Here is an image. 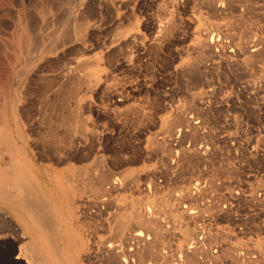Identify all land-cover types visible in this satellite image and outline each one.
<instances>
[{"label": "rangeland", "instance_id": "rangeland-1", "mask_svg": "<svg viewBox=\"0 0 264 264\" xmlns=\"http://www.w3.org/2000/svg\"><path fill=\"white\" fill-rule=\"evenodd\" d=\"M121 1V2H120ZM0 0V111L4 108H6V105H7V102L8 100L10 99V96H11V91L12 90H15L16 88L14 87H18V85H20L19 83H26V87L25 90L27 92H25V90L23 91V94H22V99L21 100V103L20 105L23 106V107H26L25 109L27 110H31V108L33 106L32 105H36L38 103H45V100L43 97V94L41 93V90L45 87V85L47 84L46 82V78L47 76L50 74V71H53L55 70L56 68L55 67H59L60 65H62V68L63 66H67V65H70V63L73 62V60H76V58H79L81 56V44L83 43V39H88V44L90 42L89 45H92L94 46V49L92 50L91 53L88 54V56H90L91 58H99V59H103L104 62H102L103 64L105 65H102L103 68H102V72L100 71V73L102 74H107V72L109 74L108 77L110 78L109 79V83H108V88L107 87H104L102 88L101 90H99L98 92H96L95 94H89L86 95V99L85 100V97H84V94L82 96V94L78 95V96H74L72 95L70 92H69V89L67 87H62V98H59L58 101L56 102V104H62V118L66 117V116H70V115H73V114H78V118L79 120L81 118H85V119H81V122L80 124L76 125L74 124L73 122L72 123V126H75V127H72L71 124H69L70 122L67 123V121L64 122V118L62 119L63 123H65L64 125H62V129L61 128H58L57 130V133H55L54 135L52 134H43L41 135V138L43 141H41L39 138H35L34 136V131H32L31 127H28L26 126L25 127V138L27 137L26 140H28L29 142V145L25 148L28 152L27 154L29 155L28 158H31L29 160H31L33 163H31V161H29L30 163V168H31V171L34 175V180L36 179L39 183H36L39 189V199L42 200L44 206L48 207L52 213L54 214V216L56 217V220L55 222L57 223V232H58V236H59V240H58V247L60 249V253H61V258H69V263L70 264H109L108 262H104L107 261V258H102V257H99V255L102 254V246L103 244H108L110 243V241H113L116 238V234L114 233L115 230L114 227L111 225V221L109 217V215H112L113 212H110L111 214H106V215H103V216H98L96 217L94 214L93 215H88L87 217H85V215L83 216L82 215V207L85 206V208H89V205L91 204L92 200H93V195H92V191L90 189V176L91 174L93 173V171L97 168H101L100 165H103V164H108L109 166L111 164H115V163H118V162H121L124 157H130V158H133L135 160H137L136 162V165H132L131 167V172H130V175L131 177H135L137 178V183H136V187L134 189H131L133 190L131 192L128 191V192H125L124 194L122 195H117L116 199L118 201V203H122V207H123V214L125 216H132L134 215L135 211L137 212H141L142 214H146L147 216H150L151 214L154 215L155 217V220L156 221H163L165 226L168 227V233L171 235H169L170 237L174 236L175 234V240L174 239H170L168 235H166L167 238H164V243L171 246H173V250L175 251L174 253H178V250H177V247H174V246H177L175 245L177 242H175L176 240L178 241L177 244L181 243V244H186L187 243V240L184 238V235L183 232L185 231L184 229H186V226H187V229H190V230H194V228H196L195 231H200L202 229V231H205V234L202 235V237H204V240L206 238V243H209L207 244V247L209 248V251L208 250V254L209 256L212 254V255H220V256H226L224 258H227V255H228V258H232L234 255H233V252L235 251V248L237 249L236 250V254H241L242 252V257L244 255H248L246 258L249 257V255L251 254L252 257H249V258H259L260 256L262 258H264V102L262 96H264V91L262 90H259L260 89H263L264 88V81L261 82L262 80H264V69L262 68L264 66V53L262 52L261 55L263 56H257V58L253 57L250 53V51H239L235 46H236V43H238L239 41H244V40H252V41H257V40H260L261 38L264 39V0H233L230 1V0H224L225 1V4H226V1L227 3H230L232 2L231 4L233 5V9H232V5L230 6L229 4H224V1L222 2V4H224V9L225 8H230V10H226L227 12H224V13H221V14H217V16L215 14H206L204 13V16L206 19H208L211 23L213 22V24H221L222 22H224V24L228 23L231 19L232 20H236V19H240V18H243V20L245 21V26H252L253 30L255 29V31H253L254 33L256 31H260L258 29H263L262 31L257 32L254 34H250V33H246L244 31H241V30H244L245 28L244 27H236V28H232L231 32L229 31V35L227 33H221V36L219 34V31L218 33H215L217 32V29L214 27L212 28L214 31H212L211 33V36L210 38H213L214 41H216L217 43V47H215V50L213 51H206L204 52L205 55H203V53H201L203 56L201 58L200 56V52L196 51L195 49L192 48V44L195 43V41L193 39H197V36H199V34H196L194 36V34H191L189 29L187 28L186 29V22H187V18H190L191 16L193 17H196L198 19V23L200 26L201 24L204 22L203 20H200L202 19L201 16L199 15L200 12H205L203 8H201V4L199 3V1H195V3L191 4V5H186V0H131L132 2L131 3H128V0ZM144 3H143V2ZM157 3H156V2ZM165 1V2H164ZM178 1V3H177ZM230 1V2H229ZM254 1V2H253ZM106 2V3H105ZM117 2V4H116ZM119 2V3H118ZM124 2V3H123ZM130 2V0H129ZM138 4H136V3ZM142 2V3H141ZM155 2V3H154ZM161 4H160V3ZM169 2V3H167ZM172 2V3H171ZM175 2V3H174ZM182 4H181V3ZM247 2V3H246ZM105 3V4H104ZM140 3V4H139ZM159 3V4H158ZM163 3H166V4H163ZM174 3V4H173ZM177 3V4H176ZM236 3V4H235ZM239 3L240 5V9H237L239 8L238 4ZM115 4V5H114ZM134 6V4L136 6L132 7L133 10H135L134 12H130V8L131 6ZM171 4V5H170ZM83 5V6H82ZM103 5V6H102ZM107 5V6H105ZM113 5V6H112ZM117 5V6H116ZM128 5V6H127ZM130 5V6H129ZM161 7H160V6ZM167 5V7H166ZM170 5V6H169ZM182 5V7H181ZM198 5V6H197ZM249 5V6H248ZM93 6V8H92ZM97 6V7H96ZM109 6L111 11H109ZM127 6V7H126ZM173 6V7H172ZM174 6L175 9H174ZM196 6V10H195V13H194V7ZM235 6V7H234ZM255 6V7H254ZM105 7V8H104ZM108 7V8H107ZM112 7H114L113 10ZM122 8L121 10L120 9H116V8ZM126 7V8H125ZM130 7V8H129ZM158 9H156V8ZM160 7V8H159ZM162 7L164 8L162 10ZM192 7V8H191ZM81 8V9H80ZM84 8V9H83ZM131 8V10H132ZM169 10H168V9ZM174 10H173V9ZM185 10H183V9ZM187 8V9H186ZM190 8V10L188 9ZM194 8V9H193ZM236 8V9H235ZM252 9L250 11V9ZM109 9V10H108ZM127 9V10H126ZM139 9V10H138ZM193 9V10H192ZM235 9V10H234ZM244 9V10H243ZM117 10V11H116ZM141 10V11H140ZM168 13H167V11ZM199 10V11H198ZM237 10V11H236ZM256 10V11H255ZM260 12H259V11ZM79 11H82V12H79ZM86 11V13L84 12ZM102 11V12H101ZM109 11V12H108ZM120 11V12H118ZM153 11V12H152ZM158 11V12H157ZM160 11H163V12H160ZM172 11V13H171ZM177 11V13H176ZM178 11H181L180 13ZM189 11V13H187ZM230 11V12H229ZM240 11H243V12H240ZM248 12L247 14L245 12ZM111 12V13H110ZM175 12V13H174ZM192 12V13H191ZM237 12H240V13H237ZM263 12V13H261ZM80 13V14H79ZM83 15H82V14ZM114 13H115V16H114ZM125 15L127 13H133L134 15L136 14V16L132 17V15H129V19L130 21H128L125 26H122L120 27V29L118 30V28L114 27V26H111L110 25V22H108L111 18V15L112 17H117V15ZM138 13V14H137ZM161 13L163 16H161ZM171 15H170V14ZM237 13V14H236ZM243 13V14H241ZM258 13H259V16H258ZM103 14H104V17H103ZM108 14V15H107ZM111 14V15H110ZM149 14V15H148ZM160 14V16H158ZM186 14V15H185ZM194 14V15H193ZM224 14V15H223ZM229 14H232L231 16H229ZM246 14V15H245ZM77 15V16H76ZM80 15V16H79ZM85 15V16H84ZM146 16L145 18H143L144 16ZM151 15V16H150ZM165 15H167L165 17ZM173 15L175 16V22L176 20H178V24L181 25L178 26V25H175L176 23L173 21ZM181 15V16H180ZM213 15V16H212ZM252 15V17H251ZM262 17H261V16ZM84 16V17H83ZM143 16V17H142ZM150 16V17H149ZM153 16V17H152ZM156 16V17H155ZM158 16V17H157ZM172 19H170L169 18ZM188 16V17H186ZM210 16V18H209ZM216 16V17H215ZM240 16V17H239ZM246 16V17H245ZM255 16V17H253ZM80 17V19H79ZM99 17V19H98ZM102 17V18H101ZM141 21H140V18ZM179 17V18H178ZM218 17H220L218 19ZM222 17V18H221ZM233 17V18H232ZM85 18V19H83ZM87 18V19H86ZM91 20H90V19ZM94 18V19H93ZM104 18V19H103ZM139 20H138V19ZM156 18V19H155ZM161 18V19H160ZM167 18V19H165ZM177 18V19H176ZM183 18V19H182ZM186 18V19H185ZM89 19V20H88ZM97 19V20H96ZM101 19V20H100ZM109 19V20H108ZM146 19V20H145ZM154 19V20H153ZM160 19V21H159ZM185 19V20H184ZM213 19V20H212ZM216 19V21H215ZM247 19V20H246ZM88 20V21H87ZM100 23H99V21ZM108 20V21H107ZM137 20V21H136ZM148 20L151 22H148ZM166 20H168V22L171 23L174 25V27L177 28V33H174V34H170L172 37L170 38V35L168 37H165L164 38V35L163 33L159 32V26H161L163 23L165 25V23L167 24V22H165ZM251 20V21H250ZM259 20V21H258ZM92 23H90V22ZM93 21V22H92ZM102 21V22H101ZM104 21V22H103ZM132 21V22H131ZM158 21V23H157ZM164 21V22H163ZM184 21V22H183ZM202 21V22H201ZM219 21V22H218ZM250 21V22H249ZM135 22V23H134ZM138 22V24H137ZM144 22H147V23H144ZM174 22V23H173ZM200 22V23H199ZM221 22V23H220ZM248 22L250 24H248ZM256 22V23H255ZM91 24V26H89L88 24ZM95 23V24H94ZM131 23H133L134 25H132ZM254 23V24H253ZM78 24V25H77ZM97 24V25H96ZM129 24V25H128ZM131 24V25H130ZM136 24L140 27V31L143 35H145V38H146V42H142L141 41H135L134 43L131 42L129 44H127L126 46L124 47H118L116 46L117 44H114V47L113 48H110V44L109 41L111 39H113L115 37V35H117V33H123V31H125L126 33L129 32V30H132L131 28H136L138 26H136ZM144 24V25H143ZM146 24V25H145ZM155 24L156 27L153 25ZM158 24V25H157ZM161 24V25H160ZM183 24V25H182ZM185 24V25H184ZM256 24V25H255ZM75 25V26H74ZM94 25V26H93ZM101 25V26H100ZM106 25H108L106 27ZM143 25V26H141ZM150 25V26H149ZM162 25V26H164ZM198 25V26H199ZM100 26V27H99ZM127 26V27H126ZM130 26V28L128 27ZM136 26V27H135ZM146 28H145V27ZM197 26V27H198ZM198 27L200 28L201 30V35H203V33H205V31L203 32V24L201 27ZM260 26V27H259ZM85 27V28H84ZM87 27V28H86ZM93 27V28H92ZM114 27V28H113ZM128 29H125V28ZM142 27V28H141ZM155 27V29H152V28ZM259 27V28H258ZM77 28V29H75ZM91 28V29H90ZM104 31H103V29ZM113 28V29H112ZM124 28V30H123ZM145 28V29H144ZM148 28V29H147ZM180 28V30H179ZM182 28V29H181ZM85 29H86V32H85ZM95 29V31L93 30ZM112 29V30H111ZM115 29V30H114ZM117 29V30H116ZM158 29V30H156ZM235 29V30H234ZM77 31V33H75ZM84 30V31H83ZM100 30V31H99ZM102 30V31H101ZM111 30V31H110ZM144 32H143V31ZM151 30V32L149 31ZM179 30V32H178ZM182 30H184L182 32ZM98 31V32H97ZM122 31V32H121ZM147 31V32H146ZM189 34H187V32ZM68 35V37L66 38V34ZM73 32V33H71ZM79 32V33H78ZM89 32V33H88ZM124 32V33H125ZM153 32L154 35H153ZM232 32H234V34H231ZM241 32V33H240ZM75 33V34H74ZM97 33L99 35H97ZM105 33V34H104ZM118 33V34H119ZM151 35L149 37V34ZM161 33V34H160ZM183 33V34H182ZM186 33V34H184ZM238 33V35L236 34ZM243 33V34H242ZM65 34V35H64ZM71 34V35H69ZM85 34V35H84ZM96 34L97 36L95 37ZM111 36H110V35ZM148 34V35H147ZM157 34V36H156ZM159 34V35H158ZM182 34V35H181ZM239 34L241 35L242 34V37L239 36ZM72 35L74 38H72ZM77 35V37L75 36ZM84 35V37H83ZM113 35V36H112ZM179 35L184 36V37H180ZM186 35V36H185ZM218 35V36H217ZM235 35V36H234ZM249 35V36H248ZM258 35V37L256 36ZM62 38H60V37ZM87 36V37H86ZM108 36V38H107ZM161 36V37H159ZM179 36V37H177ZM189 36V37H188ZM245 36V38H244ZM255 37V39H253ZM153 37V38H152ZM157 37V39H155ZM186 37H188L189 39L185 40ZM194 37V38H193ZM238 37V38H237ZM66 38V39H65ZM75 38H78L75 40ZM90 38V39H89ZM107 38V39H106ZM179 38V39H178ZM192 38V39H191ZM217 38V39H216ZM226 38V39H225ZM229 38V39H228ZM243 40H242V39ZM248 38V39H247ZM259 38V39H257ZM69 39V41H67ZM81 39V40H80ZM101 39V40H100ZM106 39V40H105ZM151 39V40H150ZM166 39V40H165ZM178 39V40H176ZM182 39V40H181ZM195 39V40H196ZM220 40L219 42L217 40ZM222 39V40H221ZM232 39V40H231ZM241 39V40H240ZM63 40H66V41H63ZM74 40L76 42H74ZM154 40V41H153ZM160 40V41H159ZM170 40V41H169ZM226 42H225V41ZM231 40V41H230ZM239 40V41H238ZM250 40V41H251ZM92 41V43H91ZM100 41V42H99ZM152 41V42H151ZM165 41V42H164ZM168 41V43L166 42ZM174 41V42H173ZM177 41V43H176ZM179 41V42H178ZM182 41V42H181ZM187 42V43H184V42ZM224 43V45L222 44V42ZM229 41V43H228ZM233 41H235L234 43H232ZM61 42V43H60ZM105 42V43H104ZM138 42V43H136ZM150 42V44H149ZM34 43V44H33ZM56 43V44H55ZM58 43V44H57ZM60 43V44H59ZM65 45H64V44ZM73 43V44H72ZM80 43V44H79ZM107 43V44H106ZM136 43V44H135ZM152 43V44H151ZM162 43V45L160 44ZM167 43V44H166ZM170 43V45H169ZM173 43V44H172ZM63 44V45H62ZM97 44V45H96ZM101 44V45H100ZM130 44H132L130 46ZM143 44V45H141ZM159 44V45H158ZM166 44V45H165ZM178 44V45H177ZM186 46H185V45ZM190 44V45H189ZM227 44V45H226ZM232 44V45H231ZM57 45V46H55ZM60 45V46H59ZM72 45V46H70ZM105 45V46H103ZM129 45V46H128ZM135 45L136 47L138 48H135ZM148 45V47L146 46ZM158 45V46H157ZM184 45V46H183ZM221 45L223 47H221ZM230 45V46H229ZM234 45V47H233ZM33 46V47H31ZM67 46V47H66ZM107 46V47H106ZM110 46V47H109ZM140 46V47H139ZM143 46V47H142ZM155 46V47H153ZM169 46V47H168ZM174 46V47H173ZM177 46L181 47L182 46V49L179 47H177L178 49H175ZM230 48H229V47ZM47 47V48H46ZM53 47V48H52ZM152 49H151V48ZM185 47V48H184ZM190 47V49H189ZM227 47L228 50H226L225 48ZM59 50H58V49ZM65 48L67 50H65ZM79 48V49H78ZM100 50H99V49ZM109 48V49H108ZM129 48V50H128ZM143 48V49H142ZM149 48V49H148ZM154 48V49H153ZM162 48V49H161ZM164 48H167V49H164ZM169 48V49H168ZM173 48V50H172ZM188 48V49H187ZM192 48V49H191ZM223 48V49H222ZM48 49V50H47ZM75 52H74V50ZM111 49V50H110ZM120 49V51H119ZM122 49V50H121ZM131 49V50H130ZM151 49V50H150ZM155 49H160L161 52H157L158 50H155ZM185 49V50H184ZM187 49V50H186ZM217 49V50H216ZM35 52H33V51ZM40 50V51H39ZM46 50V51H45ZM50 50V52H49ZM52 50V51H51ZM80 50V52H79ZM109 50V51H108ZM133 50V51H132ZM156 53H154L155 51ZM159 50V51H160ZM170 50V51H169ZM178 50V51H177ZM190 50V51H189ZM219 50V51H218ZM221 50V51H220ZM226 50V51H225ZM231 50V51H230ZM234 50V51H233ZM45 53H44V52ZM48 51V52H47ZM62 52V54H58L59 52ZM66 51V52H65ZM98 51V52H97ZM104 52V53H100V52ZM113 51V52H112ZM128 51V52H127ZM132 51V53H131ZM135 51V52H134ZM149 51V52H148ZM153 51V55L151 54ZM164 51V52H162ZM175 51V52H174ZM189 51V52H187ZM196 51V52H195ZM216 52V53H212V52ZM225 51V52H224ZM239 51V52H238ZM262 51H264V46L262 45ZM42 52V53H41ZM79 52V53H77ZM126 52V53H125ZM138 52V53H137ZM139 52L141 54H139ZM143 52V53H142ZM195 52V53H193ZM219 52V53H218ZM221 52V53H220ZM230 52V53H229ZM236 52V53H235ZM31 53V54H30ZM35 53V54H34ZM38 53V55H37ZM56 53V54H54ZM93 53V54H92ZM121 53V54H120ZM151 54V55H148V54ZM188 53V54H187ZM189 53H193L192 55ZM210 53V55H209ZM218 53V54H217ZM227 55H226V54ZM231 53H233L231 55ZM239 53V54H238ZM29 54V56H28ZM41 54V55H40ZM91 54L93 56H91ZM128 54V55H126ZM147 54V55H146ZM160 54V55H158ZM168 54V55H167ZM177 54V55H175ZM183 55V57L181 58V56ZM197 54H199V59L197 60ZM213 54V56L211 55ZM216 54V55H215ZM223 56H221V55ZM32 55H35V56H42V59L41 58H38L35 59V61L33 62V64H31V66H28L26 64V62H28L27 59L25 58H28ZM47 55V56H46ZM95 55V56H94ZM124 55V57H123ZM145 55V56H144ZM164 55V56H163ZM195 55V56H194ZM197 55V56H196ZM208 57H207V56ZM224 58L222 60V58ZM239 55H240V58H239ZM247 55V56H246ZM248 55H250V59L248 57ZM79 56V57H78ZM98 56V57H97ZM100 56V57H99ZM105 56V57H104ZM109 56V58H108ZM134 56V57H133ZM138 56V57H137ZM140 56V57H139ZM142 56V57H141ZM150 56V57H149ZM160 56V57H159ZM194 56V57H193ZM211 56V57H210ZM216 56V57H215ZM232 56H237V57H232ZM61 57V58H60ZM147 57H149L150 59H148ZM151 57H155L154 59L151 58ZM159 57V59H158ZM176 57V58H175ZM178 57V58H177ZM189 57V59H187ZM193 57V58H191ZM196 57V58H195ZM217 58L218 60L216 61ZM220 57V58H219ZM227 57H231V58H227ZM246 59H245V58ZM259 57V58H258ZM46 58V59H45ZM106 58V59H105ZM133 58V59H131ZM161 58V59H160ZM163 58V59H162ZM184 58L187 59L186 61H184ZM204 58V60H203ZM206 58H208L207 60H205ZM226 58L228 59L226 61ZM236 58V59H235ZM239 60H238V59ZM242 58V59H241ZM261 58V59H260ZM40 59V60H39ZM70 59V60H69ZM113 59V60H112ZM129 62H127V60ZM135 59V60H134ZM137 59V60H136ZM144 59V60H143ZM151 59H153L152 61H150ZM169 59V60H168ZM192 59V60H191ZM210 59V60H209ZM245 59V60H244ZM253 59V60H252ZM257 59H260L262 60V62H259V60ZM120 60V61H119ZM126 60V61H125ZM147 60V61H146ZM157 60V61H155ZM161 60V61H159ZM173 60V61H172ZM177 60V61H176ZM183 60V61H182ZM194 60V62H192ZM197 60V61H195ZM201 60V62H200ZM230 60V61H229ZM232 60V61H231ZM234 60V62H233ZM238 60V61H237ZM248 60H251V61H255V64L253 62H250ZM106 61V62H105ZM109 61V62H108ZM116 61V62H115ZM119 61V62H117ZM122 61V62H121ZM133 63H132V62ZM142 61V62H141ZM146 61V62H145ZM150 63H149V62ZM154 61V62H153ZM187 63V62H189ZM203 61L206 63L204 65ZM222 61V63H221ZM237 61V62H236ZM245 61H248L250 64H247L248 62H246L245 64ZM36 62V64H35ZM42 62V63H41ZM134 62H136V66L134 64ZM141 62V64L139 63ZM211 62V63H209ZM236 62V64H235ZM40 63V64H39ZM67 63V65H66ZM117 63H120V64H117ZM140 67H139V65ZM144 63V64H143ZM152 63V65H151ZM157 63V64H156ZM180 66H179V64ZM195 63V64H194ZM197 63V64H196ZM198 63H203L202 65L201 64H198ZM207 63H209L210 67H208ZM221 65H220V64ZM225 63V64H224ZM226 63H228L229 65H227ZM231 63V64H230ZM233 63V64H232ZM241 63V64H240ZM25 64V65H24ZM39 64V65H38ZM43 64V65H42ZM65 64V65H63ZM108 64V65H107ZM114 66H111L113 65ZM117 64V65H115ZM129 64V65H128ZM150 64V66H148ZM178 64V65H176ZM187 64V65H186ZM216 64H217V67H216ZM246 66H245V65ZM254 64V66H253ZM260 64V65H259ZM263 64V66H262ZM24 65V66H22ZM120 65V66H119ZM128 65V66H127ZM170 65V66H169ZM197 65V66H195ZM204 65V67H203ZM214 65L215 66V69L214 67L212 66ZM231 65V66H230ZM250 65V66H248ZM259 65V66H258ZM21 66L23 68H21ZM27 66V68H26ZM38 66V67H37ZM46 68L44 69L43 68ZM49 66V67H48ZM145 68H144V67ZM174 66V67H173ZM180 68H179V67ZM195 66V67H194ZM244 66V67H243ZM256 66V67H255ZM135 69H133V68ZM147 67V68H146ZM155 67V68H154ZM175 67L177 68L175 70ZM185 67V68H184ZM194 67V69H192ZM201 67V68H200ZM205 67L206 70L204 69ZM214 69H212V68ZM252 67V69H251ZM255 67V68H254ZM20 68H21V71L23 70H27V73L25 74L27 77H29L27 79L26 76L23 77L22 79V82H20L21 80L20 79H17V75L18 73L20 72ZM42 68V69H41ZM52 68V69H51ZM114 68V69H113ZM117 68V69H116ZM130 68V69H129ZM133 70H132V69ZM140 68L144 69L142 70L141 69V73H140ZM171 68V69H170ZM189 68V69H188ZM191 68V69H190ZM203 68V69H202ZM217 68V69H216ZM249 68V69H248ZM41 70V71H37V70ZM50 69V70H49ZM104 69H107L106 71ZM121 69V70H119ZM139 69V70H138ZM146 69V70H145ZM174 69V70H173ZM179 69V70H178ZM198 71H197V70ZM208 69V70H207ZM213 72H212V70ZM258 69V70H257ZM263 72L260 73L262 70ZM30 70V71H29ZM34 70V71H33ZM45 70V72H44ZM109 70V71H108ZM136 70V71H135ZM192 70V71H191ZM260 70V72H259ZM18 71V73H17ZM112 73H111V72ZM114 71V73H113ZM129 71V72H128ZM135 71V72H134ZM145 71V72H144ZM183 71V72H182ZM197 73H195V72ZM201 71V72H200ZM212 73H210V72ZM253 71V72H252ZM34 72V73H31ZM45 76L47 75L46 77H44L42 74ZM47 72V74H45ZM106 72V73H105ZM128 72V73H127ZM139 72V73H138ZM144 72V73H143ZM155 72V73H154ZM176 72V73H175ZM179 72V73H178ZM191 72V73H190ZM200 72V74L198 73ZM209 72V73H208ZM252 72V73H251ZM256 72V73H255ZM17 73V74H16ZM135 73H136V76H135ZM171 73V75H170ZM174 73V74H172ZM203 73V74H201ZM205 73V76L203 78V75ZM242 73V74H241ZM259 73L261 75H259ZM113 74V75H111ZM118 74V75H117ZM129 74V75H128ZM134 76H133V75ZM139 74V75H138ZM144 74V75H143ZM177 74V75H176ZM181 74V75H180ZM188 74V75H187ZM198 74L200 76H198ZM210 74V76H209ZM221 74V75H220ZM240 74V75H239ZM16 75V76H15ZM32 75V77H30ZM35 75V77H33ZM39 75V76H37ZM125 75V76H124ZM128 75V76H127ZM243 75V76H242ZM41 76V77H40ZM43 76V77H42ZM127 76V78H126ZM133 76V77H132ZM146 76V77H145ZM208 78H207V77ZM112 77V78H111ZM116 77V78H115ZM131 77V78H130ZM135 77V78H134ZM136 77H139L136 79ZM144 79H143V78ZM184 77V78H182ZM187 77V78H186ZM190 77V78H189ZM200 77V78H198ZM247 77V78H246ZM251 77V78H250ZM26 81H24L25 79ZM33 78V79H32ZM35 78V79H34ZM42 78V79H40ZM115 78V79H114ZM123 78V80L121 81V79ZM132 81H130L129 79ZM146 78V79H145ZM165 78V79H164ZM168 78V79H167ZM249 78V79H248ZM259 78V79H258ZM262 78V80L260 79ZM113 79V80H112ZM118 79V80H117ZM136 79V81H135ZM139 79V80H138ZM188 79V80H187ZM190 79V80H189ZM204 79V80H203ZM209 79V80H208ZM249 80L251 82L254 83L252 84V82L250 84L252 85H248V81ZM255 79V80H254ZM20 80V81H19ZM127 82H126V81ZM148 80V81H147ZM186 80V81H185ZM199 80V81H197ZM260 80V81H259ZM15 81V82H14ZM45 81V82H44ZM120 81V83L118 82ZM130 81V82H129ZM145 81V82H144ZM147 81V82H146ZM166 81V82H165ZM192 83H191V82ZM196 81V82H195ZM208 81V82H206ZM255 81H258L256 84ZM18 82V83H16ZM28 82V83H27ZM111 82V86H109ZM123 82V83H121ZM139 82V83H138ZM143 82V83H142ZM165 82V83H164ZM193 82L195 83H198L196 85H198V88ZM210 82V83H209ZM245 82V83H244ZM45 83V84H44ZM117 83V84H116ZM133 83V84H132ZM161 83V84H160ZM202 83V84H201ZM212 83V84H211ZM243 83V84H242ZM262 83V85L260 84ZM16 84V85H14ZM37 84V85H36ZM119 84V86H117ZM135 84V85H134ZM179 84V85H178ZM190 84H194L193 86H191ZM256 84V85H255ZM29 85V86H28ZM142 85V86H139ZM148 85V86H147ZM163 85V86H162ZM201 85V86H199ZM207 85V87H206ZM256 87H255V86ZM261 85V86H260ZM124 86V87H123ZM129 86H130V89H129ZM212 86V87H211ZM113 87H116L115 89ZM119 89H118V88ZM122 87V88H121ZM136 87V89H135ZM137 87L139 89H137ZM145 87V88H144ZM206 87V89H204ZM244 87V88H243ZM255 87V88H254ZM30 88H33V89H30ZM110 88V90H109ZM121 88V89H120ZM126 88V89H125ZM134 88V89H132ZM142 88V89H141ZM183 88V89H182ZM202 88V89H201ZM248 88V89H247ZM12 89V90H11ZM39 89V90H37ZM129 89V91H128ZM194 89V90H193ZM196 89V90H195ZM214 89V90H213ZM28 90H29V93H28ZM65 90V91H64ZM104 92H103V91ZM107 90V91H106ZM125 90V92H124ZM140 91V92H137V91ZM194 92H193V91ZM201 90V91H200ZM213 90V92H211ZM247 92H246V91ZM251 90V92H250ZM264 90V89H263ZM64 91V92H63ZM67 91V93H66ZM106 91V92H105ZM119 91V92H117ZM207 91H210L211 93L209 94V92L207 93ZM215 91V92H214ZM260 91V93H259ZM36 92V94H35ZM111 92H116L118 96H120L121 99H124V102L122 104H119L117 106V108H115L116 106L114 105L112 99H111ZM122 92V93H121ZM124 92V94H123ZM188 92V93H187ZM204 93L203 94V97L205 96V98H197L195 100V98H193V96H190V95H194L195 93ZM253 92V93H252ZM28 93V94H27ZM70 93V95L68 94ZM101 93V95H100ZM129 93V94H128ZM133 93V94H132ZM139 93V94H138ZM142 93V94H141ZM190 93V94H189ZM250 93V94H249ZM262 93V94H261ZM40 94V95H39ZM110 94V95H108ZM126 94V95H125ZM138 96H137V95ZM259 94V95H258ZM37 95V96H36ZM99 95V96H98ZM106 95V96H105ZM124 95V96H123ZM130 95H134V96H131ZM187 95H189L190 97H188ZM215 95V96H214ZM253 95V96H251ZM81 96V97H80ZM124 98H123V97ZM128 96V97H127ZM137 96V98L135 97ZM140 96V97H139ZM170 96V97H168ZM209 96V97H208ZM212 96V97H211ZM9 97V98H8ZM25 97V98H24ZM79 98L81 99V106L80 107H77L76 106H73V109L72 108V104L74 102L73 105H75V100ZM93 97V98H92ZM211 97V98H210ZM72 98V100H70ZM75 98V99H73ZM84 98V99H83ZM91 98V99H90ZM144 100H142V99ZM150 98V99H149ZM207 98H210V99H207ZM232 98V99H230ZM234 98V99H233ZM254 98V99H253ZM8 99V100H7ZM26 99V100H25ZM70 102H69V100ZM126 99V100H125ZM148 103H147V101ZM153 99V100H152ZM172 99V101H171ZM195 102H193L192 101ZM227 99V100H226ZM229 99V100H228ZM38 100V101H37ZM43 100V102H42ZM94 102H93V101ZM129 100V101H128ZM140 100V101H139ZM176 100V101H175ZM204 100H206L205 102L207 103L205 105L204 103ZM209 100V101H208ZM24 101V102H23ZM29 101V102H28ZM61 101V103H60ZM73 101V102H72ZM87 101H91L94 108L92 107H87L85 105V103ZM96 101V102H95ZM127 101V102H126ZM135 101V102H133ZM142 103V104H138L139 102ZM182 101V102H181ZM190 101V102H189ZM199 102H203V103H198ZM216 101V102H215ZM227 101V102H226ZM19 102V101H18ZM59 102V103H58ZM68 102V103H67ZM84 102V103H83ZM107 102V103H106ZM132 102V103H130ZM125 103V104H124ZM135 103V104H134ZM137 103V106H143V108L141 107V116H138L137 113L135 112L134 108L135 107L134 105H136ZM145 103V104H144ZM151 103L153 105H151ZM182 103V104H181ZM212 105H209L211 104ZM28 104V105H27ZM71 108H69V105ZM84 104V105H82ZM87 104V103H86ZM100 106H99V105ZM128 104V108L125 107L127 106ZM131 104V105H129ZM144 104V105H143ZM194 104V105H193ZM122 105V106H120ZM147 105V106H146ZM180 105V106H179ZM186 105V106H185ZM190 105V106H189ZM200 105V106H199ZM209 105V106H208ZM30 106V107H29ZM115 106V107H114ZM120 106V107H119ZM149 106V107H148ZM153 106V108H152ZM177 106H179V108H177ZM197 106V107H196ZM208 106V107H207ZM102 109H101V108ZM114 107V108H112ZM131 107H132V111H131ZM146 110L148 111H145V108ZM157 107V108H155ZM164 107V108H163ZM167 109H166V108ZM181 107V108H180ZM183 107V108H182ZM186 107V108H185ZM252 107V108H251ZM68 109H70V111H66ZM68 108V109H67ZM90 108V109H89ZM99 108V110H98ZM106 108H108L106 110ZM150 108V110H149ZM177 108V109H176ZM189 108H193L192 109V112H191V109L188 110ZM73 109V110H72ZM83 111L82 109H84L83 113L79 111ZM88 109V110H87ZM113 109H118L120 112H122L120 115L116 116V115H113L110 111L113 110ZM130 109V110H128ZM169 109L171 110L169 111ZM181 109V111H180ZM186 109V111H185ZM197 109V110H195ZM210 109V111H209ZM76 112H75V111ZM91 110V111H90ZM96 110V111H95ZM100 110H101V113H100ZM105 112H104V111ZM110 110V111H109ZM124 110H127L128 112L130 111L131 113L135 114H131L127 111H124ZM174 110V111H173ZM179 110V111H178ZM182 110L184 112H182ZM78 111V112H77ZM95 111V112H94ZM168 111V112H166ZM70 112H73V113H70ZM110 112V113H109ZM127 112V113H126ZM135 112V113H134ZM150 112V113H149ZM176 112H179V113H174ZM182 112V115H188V116H185L187 117V119H189L190 116L191 119L190 121L192 123H194L196 126L197 122H198V126L197 127H200V130L197 129V127H192L191 129V126H189V122H187L188 120L185 119L181 113ZM202 112V113H201ZM98 113V114H97ZM109 113V114H108ZM169 113V114H168ZM190 113V114H189ZM201 113V114H200ZM206 113V114H205ZM209 113V114H207ZM81 114V116H80ZM105 114V115H104ZM108 116H107V115ZM123 114V115H122ZM126 114V115H124ZM180 114V115H179ZM198 114V115H197ZM199 114H200V117H199ZM85 117H84V116ZM128 115H131V116H128ZM133 115V116H132ZM194 115V116H193ZM207 115V116H205ZM83 116V117H82ZM102 116V117H101ZM144 118H147V119H144V118H141L143 117ZM147 116H150V117H147ZM165 116V118H164ZM182 116V118H181ZM21 117V115H20ZM113 117V118H112ZM115 117V118H114ZM124 117V119H122ZM135 117V118H134ZM138 117V119L136 118ZM142 119V124L140 121ZM160 117L162 119H160ZM167 117V118H166ZM169 117V119H168ZM174 117H175V120H178V123L176 124L177 126H175V129L174 131L172 132V134H170L168 131V128L171 124L174 123ZM178 117V119H177ZM195 117V118H194ZM198 117V118H197ZM203 117V118H202ZM100 118V119H99ZM118 118V119H117ZM127 118V119H126ZM133 118H134V121H133ZM150 118V119H149ZM164 118V120H163ZM197 118V120H196ZM212 118V119H211ZM88 119V120H87ZM117 121H116V120ZM127 120V121H122V120ZM129 119V120H128ZM139 120V124H142V125H139L138 122L136 121ZM168 119V121L166 120ZM185 119V121H184ZM86 120V121H84ZM115 120V121H114ZM166 120V121H165ZM196 120V121H195ZM210 120V121H209ZM116 124H114V122ZM120 121V122H119ZM133 121V122H131ZM136 121V122H135ZM144 121V122H143ZM149 121V122H147ZM170 123H167L169 122ZM202 121V122H201ZM122 122V123H121ZM126 122V123H125ZM156 122V123H155ZM166 122V123H165ZM176 122V121H175ZM181 122H182V125H181ZM188 124H187V123ZM204 122L205 125H206V128H205V125H204ZM62 123V124H63ZM83 123V125H82ZM85 123V124H84ZM101 123V124H100ZM104 123V124H102ZM118 123V124H117ZM133 123V124H132ZM136 123V124H135ZM68 124V125H67ZM92 124V125H91ZM155 124V125H154ZM166 126H165V125ZM170 124V125H169ZM203 124V125H201ZM86 125V126H85ZM162 125V126H161ZM178 125H181V126H178ZM65 126V128H64ZM70 126V127H69ZM80 126V127H79ZM92 127L94 129L90 128ZM108 126V127H107ZM124 126V127H122ZM146 128H145V127ZM183 126H185V128L183 129ZM208 126V127H207ZM240 126V127H239ZM72 127V128H71ZM79 127V128H78ZM85 127V128H84ZM139 127V128H138ZM164 127V128H163ZM187 127V129H186ZM56 128V127H54ZM69 128V129H67ZM77 128V129H75ZM81 128V129H80ZM88 128V129H87ZM137 128V129H136ZM144 128V129H142ZM164 131H163V129ZM189 128L190 130H193L194 133H192L191 131V134L189 133ZM196 129L197 133L195 132L194 129ZM30 129V131H29ZM64 130H66L67 132L64 133ZM126 129V130H125ZM132 129V130H131ZM141 129V130H140ZM162 129V130H161ZM30 132H28V131ZM61 130V131H60ZM72 130V131H70ZM76 130V131H75ZM79 130V131H78ZM83 131V136H80V133L78 132H81ZM84 130H86L84 132ZM96 130V131H95ZM121 130V131H120ZM128 130V131H127ZM140 130V131H138ZM163 131V133L160 132ZM166 130V132H165ZM177 130V131H176ZM179 130H183L182 131H179ZM207 130V132H206ZM242 130V131H241ZM32 131V132H31ZM73 131L75 133L78 134V136L80 137L78 138V136H75L76 134L73 133ZM88 131V134L86 133ZM127 131V132H126ZM187 131H188V134H187ZM61 132V133H60ZM72 132V133H71ZM90 132V133H89ZM98 132V133H97ZM120 132V133H119ZM136 132V133H135ZM139 132V133H138ZM175 132V134H173ZM179 132V135L177 134ZM206 132V133H205ZM241 132V133H240ZM67 133V134H66ZM85 133V134H84ZM157 133H161V134H157ZM201 133L203 136L200 137ZM60 134V135H59ZM69 134H74L73 136L72 135H69ZM122 134V135H121ZM140 134V135H139ZM164 134V135H163ZM166 134V135H165ZM182 134V135H181ZM183 134L187 135V136H184ZM199 134V135H198ZM33 135V136H32ZM65 135V136H64ZM97 135V136H96ZM174 137H173V136ZM181 135V136H180ZM194 135V136H193ZM214 135L215 138L212 136ZM75 136V137H74ZM85 136V137H84ZM157 136V137H156ZM166 136V137H165ZM170 136V137H169ZM192 136V138H189V137ZM200 138V140L197 138V137ZM206 136V138L204 137ZM232 136V137H231ZM73 137V138H72ZM77 137V138H76ZM87 137V138H86ZM89 137V138H88ZM90 137L93 139H90ZM151 137V138H150ZM158 137H160L161 139H159ZM181 138V142L183 143H179L176 142L177 138ZM184 137V139H183ZM31 138V139H30ZM36 140H35V139ZM68 140H67V139ZM70 138V139H69ZM72 138V139H71ZM96 138V139H95ZM109 138V139H108ZM147 138V140H146ZM153 138V139H152ZM156 138H158L157 141ZM165 138V139H164ZM167 138V139H166ZM168 138L171 140H168ZM174 138V139H172ZM189 138V139H188ZM80 139V140H79ZM86 142H84L83 141ZM86 139H89L86 141ZM95 139V140H94ZM39 140V141H37ZM67 140V141H65ZM70 140H72L70 142ZM152 140L155 141V142H160V143H153L155 144V146H160L161 147V151L160 150V147H155L152 145ZM164 140V141H163ZM180 140V139H178ZM185 140V141H184ZM212 140V141H210ZM227 140V141H226ZM33 141V142H32ZM41 141V142H40ZM63 141V142H62ZM69 141V142H68ZM92 141V142H91ZM132 141V142H131ZM148 142L146 144V142ZM169 141V142H168ZM173 141V143H172ZM187 141V142H186ZM191 145L189 146L190 142ZM200 141V143H199ZM65 142V143H64ZM82 143L81 145L79 143ZM94 142V143H93ZM165 142V143H164ZM204 145H203V143ZM31 143V144H30ZM42 143V144H41ZM46 145H45V144ZM77 143V144H75ZM162 143V144H161ZM164 143V144H163ZM35 144V145H34ZM40 144V145H39ZM64 144V145H62ZM85 144V145H84ZM146 144V145H145ZM170 144V146L168 147V145ZM175 144V145H174ZM179 146H178V145ZM187 144V145H186ZM195 144V145H194ZM74 147L75 146V150L77 151L74 156L71 157V160H69V162L65 165H62V166H66L65 168L62 167L60 168L59 166H54V164L51 162H49L48 160H45L47 157L45 156H48L50 152H60V151H64L66 150L65 148L69 149L70 147ZM90 145V146H88ZM139 145V146H138ZM167 145V146H166ZM199 145V146H198ZM207 145V146H206ZM241 147H240V146ZM37 146L39 148H37ZM67 146V147H66ZM144 146V148H143ZM148 146V147H147ZM163 146V148H162ZM185 146V147H184ZM197 149H195L196 147ZM64 147V149H63ZM69 147V148H68ZM85 147V148H84ZM142 147V149H140ZM172 148V149H168V148ZM181 147V148H180ZM186 149H184V148ZM187 147V148H186ZM208 147V148H207ZM219 147V148H218ZM238 147V148H237ZM70 148V149H71ZM79 148V149H78ZM94 150H93V149ZM165 148V149H164ZM175 151H174V149ZM185 150L184 153H180V150ZM183 148V149H182ZM200 148V149H199ZM242 148V149H241ZM6 145L1 143L0 144V157H5L6 158ZM69 149V150H70ZM73 149V148H72ZM71 149V150H72ZM147 150L148 151H144V150ZM151 149V150H150ZM229 149V150H228ZM231 149V150H230ZM168 150V152H166ZM179 150V151H178ZM190 150V151H189ZM194 150V152H193ZM198 150V151H197ZM67 151V150H66ZM99 151V153H98ZM159 151V152H158ZM169 151H171L169 153ZM175 153V156H172V154L174 155ZM187 151H189V153H187ZM254 151V152H253ZM47 152V153H46ZM92 152V153H91ZM139 152V153H138ZM148 152L150 154H148ZM156 154H155V153ZM179 152V158H178V155L177 153ZM204 152V153H202ZM233 152V153H232ZM236 152V153H235ZM246 152V153H245ZM43 153V154H42ZM78 153V155H77ZM135 153V154H134ZM141 153V154H140ZM143 153V155H142ZM154 153V154H152ZM168 153V154H167ZM195 153V154H194ZM199 153V154H198ZM253 153V154H252ZM41 154V155H40ZM101 154V155H100ZM159 154V155H158ZM166 157H165V155ZM189 154V155H188ZM199 156H198V155ZM204 154V156H203ZM214 156H213V155ZM218 154V155H217ZM230 154V155H229ZM100 155V156H99ZM140 155L142 157H140ZM146 155V156H145ZM150 155V156H149ZM169 155V158L167 157ZM172 157H171V156ZM185 155V156H184ZM195 155V156H194ZM197 155V156H196ZM201 155V156H200ZM212 155V156H211ZM254 155V156H253ZM102 156V157H101ZM139 156V157H137ZM149 156V157H148ZM154 157L153 158H150V157ZM156 156V158H155ZM161 156V157H160ZM182 156V157H181ZM188 156H191V160L192 162L187 159ZM206 156V157H205ZM172 160H171V158ZM175 157V159H174ZM186 159H184V158ZM193 157V158H192ZM194 157H197V158H200L199 160H197L196 158V162H195V158ZM203 157V158H202ZM205 157V158H204ZM254 157V158H253ZM40 158V159H39ZM78 160H77V159ZM99 158V160L97 161V159ZM122 158V159H121ZM163 158V159H162ZM167 158V161L165 162L164 160ZM183 158L186 162V164L188 163L189 164V167H188V164L184 166V163H182V161H184ZM202 158V160H201ZM209 158V159H208ZM215 158V159H213ZM223 158V159H222ZM76 159V160H75ZM115 159V160H114ZM142 159V160H140ZM153 159V160H152ZM169 159V160H168ZM81 160V161H80ZM115 163H113L114 161H116ZM141 162H140V161ZM158 160V161H157ZM176 160V161H175ZM179 160V161H178ZM187 160V161H186ZM214 160V162H213ZM226 160V161H225ZM96 161V162H95ZM161 161L162 164L160 163ZM178 161V162H177ZM201 161V162H199ZM208 161V162H206ZM79 162V163H78ZM144 162V163H143ZM159 162V163H158ZM173 162V164L171 163ZM199 162V163H197ZM70 163V164H69ZM99 163V164H98ZM142 163V164H141ZM183 164V165H180V164ZM195 163H197V166L195 165ZM200 163H203V164H200ZM210 163V164H209ZM217 163V164H216ZM163 164H165L166 166L164 167ZM171 164V165H170ZM175 164V165H174ZM191 164V165H190ZM33 165V166H32ZM168 165V166H167ZM174 165V166H172ZM180 165V168L178 167ZM195 165V166H194ZM33 169H32V167ZM46 166V167H45ZM100 166V167H98ZM142 169H141V167ZM145 166V167H144ZM156 166V167H155ZM160 166V167H158ZM162 166V168H161ZM182 166V167H181ZM53 168L56 170H60L62 169V171L66 170V168H68L67 173H66V176L69 177V178H64V177H61L60 175L56 174L54 171V173L52 172V170L49 168ZM73 167V168H72ZM96 167V168H95ZM167 167V168H166ZM94 168V169H92ZM135 168V169H134ZM140 169L137 170V169ZM158 168V170H157ZM169 168V170H168ZM176 168H179L178 170ZM181 168L183 170L185 169H188L186 170L187 174L181 170ZM195 170H194V169ZM92 169V171H90ZM151 171H150V170ZM162 169V170H161ZM168 171H166V170ZM206 169V170H205ZM73 170V171H72ZM87 172H86V171ZM144 170V171H143ZM149 170V171H148ZM158 171V173L156 171ZM163 173H161L160 171ZM171 170H172V173L173 171H175V177H174V173L172 174L171 173ZM177 170V171H176ZM49 173H47V172ZM50 171V172H49ZM71 171V172H70ZM81 171V172H80ZM133 171H136V172H133ZM156 172V173H153ZM165 172H168V173H164ZM170 171V172H169ZM192 171V172H191ZM195 171V172H194ZM197 171V172H196ZM203 171V172H202ZM206 171V172H205ZM180 172H183V173H180L181 176L178 175V173ZM190 172V173H189ZM47 173V174H46ZM71 173V174H70ZM73 173V174H72ZM137 173V174H134ZM71 176H70V175ZM154 174V176H153ZM160 174L162 175L161 178H160ZM176 174L178 176H176ZM183 174V175H182ZM189 174V175H188ZM196 174V175H195ZM49 175V177H48ZM159 175V176H158ZM170 175V176H169ZM185 175H188V176H185ZM51 176H53L51 178ZM73 176V177H72ZM75 176V177H74ZM86 176V177H85ZM88 176V178H87ZM138 176V177H137ZM151 176V177H150ZM56 177V178H54ZM72 177V178H71ZM140 177V178H139ZM145 177H147V180ZM157 177V178H156ZM186 177V178H185ZM189 177V179L187 178ZM71 178V179H70ZM73 178H75L73 180ZM147 180H145V179ZM154 180H152V179ZM185 181H183L182 180ZM215 178V180H214ZM55 179H57L55 181ZM64 179V180H63ZM140 179V180H139ZM144 179V180H143ZM191 179V180H190ZM195 179V180H194ZM50 180V181H49ZM71 180V182H70ZM140 182H139V181ZM142 180V181H141ZM178 180V182H177ZM201 180V181H199ZM203 180V181H202ZM209 181V183L207 184V182ZM69 181V182H68ZM144 181V182H143ZM160 181V182H159ZM162 181H165V182H162ZM181 181V182H180ZM187 181V182H186ZM55 182V183H54ZM60 182V185L59 183ZM85 182V183H84ZM148 184H147V183ZM150 182V183H149ZM151 182H152V185L151 186ZM155 182V183H154ZM157 182V183H156ZM174 182V183H173ZM195 182V183H194ZM201 182V183H200ZM205 182V183H204ZM213 182V184L211 183ZM216 182V183H214ZM69 183V184H68ZM89 183V184H88ZM144 183V184H143ZM154 183V184H153ZM161 183V185L159 184ZM169 185H168V184ZM172 183V184H171ZM188 183V185L186 184ZM191 183V184H190ZM197 183V186L195 185ZM205 185H204V184ZM71 184V185H70ZM138 184V185H137ZM145 185V186H151L153 188V190L155 189V191L152 192V194H139L138 192H136L138 190V188H142V187H145V186H141V185ZM147 184V185H146ZM159 184V185H158ZM193 184V185H192ZM203 186H206L207 184V188H209V192L211 194H209V192H202L204 195H200L202 193H199L198 194V197L197 195L195 197H193L192 199L186 197V194L183 193V190L184 192H186V189L188 188V190L190 191H193V192H197V190L201 189L202 187L200 185ZM211 184V185H210ZM214 184L218 185L217 187L216 186H213ZM176 185V186H175ZM221 185V186H220ZM63 186V187H62ZM86 186V187H85ZM173 186V187H171ZM184 188H180V187ZM61 187V188H60ZM155 187V188H154ZM178 187V188H177ZM198 187V188H197ZM228 187V188H227ZM67 188V189H66ZM161 188V190H160ZM169 188H171V190H168ZM173 188V189H172ZM197 190H195V189ZM211 188V189H210ZM213 188L215 189V191L213 190ZM218 188V189H217ZM220 188V189H219ZM62 189V190H61ZM166 191H164V190ZM175 189L177 191H175ZM180 189V190H179ZM72 194H70L71 192ZM158 190V191H156ZM160 190V191H159ZM202 190V189H201ZM212 192H211V191ZM64 191H65V194H64ZM67 191H68V194H67ZM180 193H179V192ZM214 191V193H213ZM250 191V192H249ZM41 192V193H40ZM87 192V193H86ZM89 192V193H88ZM131 192V194H130ZM160 192V194H158ZM182 192V194H181ZM230 192V194H229ZM233 192V193H232ZM51 193V194H50ZM55 193H57V195H55ZM128 193V194H127ZM167 193V194H166ZM171 193V194H170ZM174 193V194H172ZM213 193V196H211ZM251 194V197H247V196H250ZM64 194V195H62ZM90 194V195H89ZM135 194V195H134ZM154 194V195H153ZM157 194V195H155ZM164 194V195H163ZM166 194V195H165ZM169 194V195H168ZM178 194H179V197H178ZM242 194V195H241ZM245 196H244V195ZM252 194H254L252 196ZM89 195V196H88ZM138 195V196H137ZM168 195V196H167ZM174 195V196H173ZM226 195V196H225ZM229 195V196H228ZM259 197H258V196ZM46 196V197H45ZM60 196V197H59ZM70 196V197H68ZM71 196L73 197V199L71 198ZM140 196V197H139ZM151 196V197H150ZM161 196V197H160ZM165 196V197H164ZM173 196V197H172ZM200 196V197H199ZM208 196V197H207ZM242 196V197H241ZM245 198H244V197ZM90 197V198H89ZM168 197V198H166ZM182 199H181V198ZM202 197V199H200ZM233 197V198H232ZM239 198V199H236V198ZM262 197V198H260ZM64 198V199H63ZM134 198V200L132 199ZM151 198V199H150ZM161 198V199H160ZM166 198V199H165ZM172 198V199H171ZM178 198V199H177ZM199 201H198V199ZM248 198V199H247ZM253 201H251V199ZM51 199V200H50ZM63 199V201H62ZM69 203H67L68 201ZM73 202H70L71 200ZM85 199V200H84ZM141 199V200H140ZM177 199V200H176ZM197 199V200H196ZM213 201H211V200ZM214 199V200H213ZM228 199V200H227ZM255 199V201H254ZM259 199L261 200L259 202ZM23 201V199H20V201ZM65 200V201H64ZM138 200V201H137ZM147 200V201H146ZM150 200V201H149ZM152 200V201H151ZM160 200V201H159ZM175 200V201H174ZM189 200V201H187ZM193 200V201H192ZM195 200V201H194ZM207 200V202L205 201ZM211 202H210V201ZM219 200L221 202H219ZM240 202V203H234L233 202ZM236 200V201H235ZM239 200V201H238ZM247 200V201H246ZM250 200V201H248ZM50 201V202H49ZM61 201V204H59ZM67 201V202H66ZM82 201V202H81ZM116 201V202H117ZM121 201V202H120ZM136 201V202H135ZM143 203H142V202ZM156 203H154V202ZM163 201V203H161ZM181 201V202H179ZM209 201V202H208ZM230 201V202H229ZM46 202V203H44ZM65 202V203H64ZM87 202V203H86ZM128 202V203H127ZM137 203V206H135V203ZM139 202V204H138ZM141 202V203H140ZM167 202V204H166ZM171 202V203H170ZM184 202H188L187 204L184 203ZM196 202H199V203H196ZM204 204H203V203ZM243 202L245 204H243ZM255 202V203H254ZM257 202V203H256ZM4 203V204H3ZM53 205V207L51 206V204ZM88 204V205H85ZM133 203V206L132 204ZM145 203V204H144ZM148 203L146 207L145 205ZM153 203V204H152ZM182 205H180V204ZM196 205H194V204ZM208 203V204H206ZM219 203V206H217ZM223 203V204H222ZM226 203V204H225ZM234 203V204H233ZM262 203V204H261ZM130 204V205H129ZM144 204V206L142 205ZM169 204V205H168ZM183 204L185 205V210L184 211H187V210H195V211H198V209H201V211H198V214H199V217L200 218V222L196 219H193V220H190L189 222L186 220V219H180L178 218L176 220V218L174 217L175 214H176V210L178 209V211H182L184 206ZM190 204V205H189ZM201 204V205H200ZM206 204V205H205ZM209 204H214L213 206L209 205ZM217 204V205H216ZM224 206H222V205ZM229 204V205H228ZM232 204V205H231ZM238 206H237V205ZM48 205V206H47ZM62 205V206H61ZM67 205H69V207H66ZM71 205V206H70ZM79 205V206H78ZM124 205V206H123ZM139 205V206H138ZM177 205V207H176ZM187 205V206H186ZM208 205V206H207ZM8 206V207H7ZM58 206V207H57ZM87 206V207H86ZM165 206V211L163 210V207ZM194 207L196 209H193L191 208ZM201 206V207H200ZM205 206V207H204ZM60 207V208H59ZM62 207V208H61ZM73 209H72V208ZM75 207V208H74ZM143 207V208H142ZM145 207V208H144ZM151 207V208H150ZM162 209H161V208ZM168 207H169V210H168ZM183 207V208H182ZM188 207V208H187ZM215 207V208H214ZM228 207V208H227ZM54 210H53V209ZM70 208V209H69ZM127 208V209H125ZM153 208V210H151ZM156 208V210H155ZM160 208V209H159ZM175 208V209H174ZM181 208V209H180ZM217 208V209H216ZM233 208V209H232ZM61 209V210H60ZM65 209V210H64ZM66 209L69 211H66ZM72 209V211H71ZM132 209L131 212H129L130 210ZM137 209V210H136ZM141 209V210H140ZM147 209V210H146ZM157 209L159 210V212H157ZM221 209V210H220ZM14 210V211H13ZM75 210V211H74ZM154 212V213H149L148 212ZM168 210V213L166 212ZM214 210V211H213ZM16 211V214H18L19 216H22L21 218L19 216H16V214H14ZM66 211V213L64 212ZM146 211V212H145ZM164 211V212H163ZM203 211V212H202ZM218 211V212H217ZM224 211H230L231 214H227L229 212H225L226 214H224ZM232 211V212H231ZM261 213H260V212ZM63 215H61L62 213ZM74 212V213H73ZM175 212V213H174ZM212 212H215L217 213L216 215L215 214H212ZM254 212V213H253ZM21 213V214H20ZM73 215H72V214ZM92 213V211L90 212ZM131 213V214H130ZM159 213V214H158ZM171 215H170V214ZM209 213V214H208ZM211 213V215H210ZM222 213V214H221ZM65 214V215H64ZM70 214L72 215V217L70 216ZM129 214V215H127ZM166 215V217L163 219V217ZM202 214V216H201ZM210 216H208V215ZM160 215V216H158ZM169 215V216H167ZM206 215L207 218L209 217V220L206 218ZM227 215V216H226ZM231 215V217H229ZM252 215V216H251ZM64 216V217H63ZM106 216V217H105ZM163 216V217H162ZM216 216V217H215ZM250 216V218H249ZM254 216V217H253ZM18 218V220L16 218ZM64 219H62V218ZM82 219H81V218ZM91 217V218H90ZM103 217V218H102ZM109 217V218H107ZM212 217V218H211ZM220 217V218H219ZM253 217V218H252ZM24 221H23V219ZM59 220H58V219ZM68 218V219H67ZM70 218V220H69ZM72 218V219H71ZM105 218H107V221ZM171 218V219H170ZM175 218V219H174ZM206 218V220H205ZM231 218V219H230ZM16 219V220H15ZM20 219V220H19ZM22 219V220H21ZM27 221H26V220ZM61 219V220H60ZM67 219V221H66ZM84 219V220H83ZM89 219V220H88ZM97 219V221H96ZM169 219V220H168ZM235 219V220H234ZM244 219V221H243ZM247 219V221L245 220ZM63 220H65V222H63ZM69 220V221H68ZM87 220V221H86ZM96 222H94V221ZM112 220V219H111ZM165 220V221H164ZM168 220V221H167ZM171 220V222H170ZM180 222H179V221ZM186 220V221H185ZM202 220V221H201ZM204 220L206 221V223L208 224L209 222V227L208 225L204 222ZM208 220V221H207ZM25 223L26 221V224H27V229L25 224H22L21 222ZM62 221V222H61ZM74 225H72V223ZM107 221V222H106ZM197 221V222H195ZM213 221V222H212ZM224 221V222H223ZM238 221V224L236 223ZM81 222V223H80ZM167 222L170 223L167 224ZM235 222V223H234ZM255 222V223H254ZM16 223V224H15ZM59 223H60V226H59ZM68 223V224H67ZM70 223V224H69ZM96 223V224H95ZM110 223V224H109ZM173 223V224H172ZM203 223V224H202ZM204 223L206 225H204ZM240 223H244L246 224L245 226L242 224L240 225ZM65 226H64V225ZM83 224V225H82ZM98 224L100 225V227L98 226ZM107 224V225H106ZM184 224V225H183ZM211 224L213 226H211ZM248 224V226H247ZM260 224V225H259ZM21 225L23 228H21ZM24 225V226H23ZM68 225H71L69 227H67ZM80 227H79V226ZM85 225V226H84ZM87 225V226H86ZM103 225V226H102ZM109 225V226H108ZM176 227H175V226ZM190 225V226H189ZM237 225V226H235ZM240 225V226H239ZM254 227H253V226ZM76 226V227H75ZM79 228H78V227ZM171 226V227H170ZM175 228H174V227ZM192 226V227H191ZM231 226V227H230ZM252 226V227H251ZM260 226V229L258 230ZM72 227V228H71ZM96 227V228H95ZM98 227V228H97ZM112 229H111V228ZM142 230L144 232H149L150 230H152L150 228L149 225H143L142 226ZM179 227V228H178ZM185 227V228H184ZM221 227V228H220ZM251 227V228H250ZM32 228V229H31ZM66 228L69 230H66ZM76 228V229H75ZM110 230H109V229ZM145 228L147 231H145ZM171 230H170V229ZM181 228V229H180ZM205 228V229H204ZM211 228V229H209ZM224 231H223V229ZM34 226L31 224V221H30V218H29V215L26 213V211L18 206H16L14 203L13 204H8L6 202H0V264H32L31 261L29 260L28 258V253H29V249H30V245L32 244L31 243V235L33 237V243L40 248V250H44L43 246L41 245V240L39 237V235L37 234L36 230H34ZM73 229V231H72ZM79 229V231H78ZM84 229V230H83ZM106 229V230H105ZM149 229V230H148ZM177 229V230H175ZM24 230V231H23ZM113 230V231H112ZM184 230V231H182ZM213 233H212V231ZM219 230V231H218ZM222 230V231H221ZM227 230V231H226ZM229 230V231H228ZM258 230V231H257ZM26 231V232H25ZM29 231V232H28ZM64 231V232H63ZM68 233H67V232ZM70 231H72L70 233ZM76 233H75V232ZM78 231V232H77ZM81 231V232H80ZM107 231L109 234H107ZM112 231V233H111ZM174 231V232H173ZM181 231V233H180ZM32 232V233H31ZM34 232V233H33ZM74 232V233H73ZM83 232V233H82ZM177 232V233H176ZM211 232V233H210ZM250 232V233H249ZM255 232V233H254ZM259 232V233H258ZM25 233V234H24ZM66 233V234H65ZM150 233V232H149ZM219 233H223V235L219 234ZM243 233V234H242ZM65 234V236L63 235ZM76 236H75V235ZM79 234V235H78ZM83 234V235H82ZM213 234V236H212ZM228 236H227V235ZM236 234V235H234ZM252 234V235H251ZM254 234V235H253ZM258 236H257V235ZM30 237H29V236ZM68 235V236H67ZM74 235V236H72ZM85 235V236H84ZM211 235V236H210ZM217 235V236H216ZM234 237H233V236ZM63 236V237H62ZM67 236V237H66ZM70 236V237H69ZM81 236V241L78 242V239L80 240V237ZM219 238L216 239V237ZM223 236V237H222ZM247 236V237H246ZM107 238V243H103V242H106L105 241V238ZM183 238V239H180V238ZM238 237V238H237ZM251 237V238H250ZM262 237V239H261ZM29 238V239H28ZM63 238V239H62ZM74 240H77V241H74ZM96 238V239H94ZM169 238V240H168ZM210 238V239H209ZM229 240H228V239ZM233 238V239H232ZM236 238V239H235ZM241 238V239H240ZM39 241H38V240ZM66 239V240H65ZM71 239V240H70ZM84 239V240H83ZM112 239V240H111ZM185 239V240H184ZM214 239V240H213ZM228 240V244L225 240ZM250 239V240H249ZM29 240V241H28ZM68 240V241H67ZM99 240V242H98ZM102 240V242H101ZM110 240V241H109ZM182 240V241H181ZM209 242H208V241ZM224 240V241H223ZM260 240V241H258ZM59 241H62V244L61 242L59 243ZM69 241H71V244L73 242L72 245H74V247L68 243ZM180 241V242H179ZM217 242L218 243V246L214 245L213 242ZM222 241V243L220 242ZM253 241V242H252ZM27 242V243H26ZM40 242V243H39ZM67 242V243H66ZM77 242V243H76ZM83 242V243H82ZM97 242V243H96ZM174 242V243H172ZM244 242V243H243ZM81 243V244H80ZM86 243V244H85ZM172 243V244H171ZM224 243V244H223ZM241 245H240V244ZM258 243V244H257ZM260 243V244H259ZM78 244V245H77ZM97 244V245H96ZM102 244V245H101ZM223 244V245H222ZM239 247H238V245ZM244 244V245H243ZM253 244V245H252ZM68 245V246H66ZM81 245V246H80ZM101 245V246H100ZM169 245V246H170ZM211 245V246H210ZM237 245V246H236ZM252 245V246H251ZM259 245V246H258ZM61 246V247H60ZM65 246V247H64ZM96 246V247H95ZM229 246V247H228ZM231 246V248H230ZM243 246V247H242ZM257 246V247H256ZM66 247H69V248H66ZM72 247L74 250H72ZM77 247V248H76ZM95 247V248H94ZM222 247V249H221ZM260 247V249H259ZM83 248V249H82ZM226 248H230L231 250V253L232 254H228L227 251H225ZM234 248V249H232ZM241 248L242 251H240L239 249ZM64 249V250H63ZM69 249V251H68ZM96 249V250H95ZM221 249V250H220ZM254 249V250H252ZM257 251H256V250ZM62 250V251H61ZM95 250V251H94ZM100 250V252H99ZM219 250V252H218ZM224 250V251H223ZM247 250V251H246ZM262 250V251H261ZM177 251V252H176ZM213 251V252H212ZM216 251V252H215ZM239 251V252H238ZM251 251V252H250ZM43 252V251H42ZM81 252V254H80ZM222 252V254H221ZM253 252V253H252ZM74 253H75V256H74ZM99 253V254H97ZM211 253V254H210ZM244 253V254H243ZM262 253V254H261ZM44 254V253H43ZM225 254V255H224ZM235 254V253H234ZM240 255V256H241ZM258 255V257H256ZM80 256L78 259L80 260H77L76 257ZM99 258H98V257ZM204 256H208V255H204ZM232 256V257H231ZM74 257V258H73ZM260 257V258H261ZM98 258V259H97ZM102 258V259H101ZM184 258V257H182ZM235 258V257H233ZM25 259V260H24ZM101 259V260H100ZM77 260V261H76ZM103 260V261H102ZM67 261L66 263L69 264ZM77 262V263H76ZM65 263V264H66ZM37 264V263H36Z\"/></svg>", "mask_w": 264, "mask_h": 264}, {"label": "bare ground", "instance_id": "bare-ground-1", "mask_svg": "<svg viewBox=\"0 0 264 264\" xmlns=\"http://www.w3.org/2000/svg\"><path fill=\"white\" fill-rule=\"evenodd\" d=\"M116 1V0H115ZM119 1V0H118ZM123 1V0H122ZM126 1V0H125ZM124 1V2H125ZM136 1H138V0H136ZM146 1V0H145ZM157 1V0H156ZM155 1V2H156ZM161 1V0H160ZM163 1V0H162ZM176 1V0H175ZM182 1V0H181ZM185 1V0H184ZM195 1H199V3L201 4V8H203L204 9V11L205 12H200L199 13V15L201 16V18L202 19H200V20H203L204 22L202 23L203 24V26H202V24H201V26H202V30H203V32L205 31V33H203V35H201V30H200V28H198L200 25L199 24H197L198 23V19L196 18V17H190V18H185L186 20H187V22H186V29L188 28L189 29V31H190V33L191 34H194V33H196V34H199V36H197V39L195 40V39H193L194 41H195V43H193L191 46H192V48L193 49H195L196 51H198V52H200V56L202 55L201 53H203V55H205L204 54V52H206V51H208V52H210V51H213V50H215V47H217L218 45H217V43H216V41H214V39L213 38H210V36H211V33H212V31H214L212 28H216L217 29V32H215V33H218V31H219V34H220V36H221V33H229V31L231 32V30H232V28L234 27V28H236V27H244L245 29L244 30H241V31H244V32H246V33H250V34H252V33H254L253 31H255V29L253 30V28H252V26L250 25V26H245V19L243 20V18H240V19H236V20H230L228 23H226V24H224V22H220L221 24H219V23H217L216 25L215 24H213V22L211 23L208 19H206L205 18V16H204V13H206V14H208L209 12L212 14H215L216 16H217V14H221V13H224V12H227L228 10H230V8L231 7H229V9L228 8H225L224 9V6L226 5V4H229L230 6L232 5L231 3L233 2V0H230V1H232V2H230V3H227V1H226V4H225V1L224 0H186V5L188 6V5H191V4H193V3H195ZM224 1V4H222V2ZM249 1V0H248ZM121 2V1H120ZM123 2V3H124ZM127 2V1H126ZM132 1L130 0V2H129V0H128V3H131ZM143 2V1H142ZM141 2V3H142ZM154 2V3H155ZM165 2V1H164ZM183 2V1H182ZM254 2V1H253ZM106 3V2H105ZM104 3V4H105ZM119 3V2H118ZM136 3V2H135ZM144 3V2H143ZM157 3V2H156ZM160 3V2H159ZM158 3V4H159ZM167 3H169V2H167ZM172 3V2H171ZM175 3V2H174ZM173 3V4H174ZM177 3H178V1H177ZM176 3V4H177ZM181 3V2H180ZM247 3V2H246ZM116 4H117V2H116ZM136 4H138V3H136ZM140 4V3H139ZM161 4V3H160ZM163 4H166V3H163ZM179 4V3H178ZM182 4V3H181ZM196 4V3H195ZM236 4V3H235ZM238 4V6L240 5L239 3H237ZM115 5V4H114ZM171 5V4H170ZM169 5V6H170ZM224 5V6H223ZM83 6V5H82ZM103 6V5H102ZM105 6H107V5H105ZM113 6V5H112ZM117 6V5H116ZM128 6V5H127ZM126 6V7H127ZM130 6V5H129ZM134 6H136L135 4H134ZM133 6V4H132V6H131V8L132 7H134ZM160 6V5H159ZM198 6V5H197ZM240 6H242V5H240ZM240 6H239V8H237V9H240ZM249 6V5H248ZM97 7V6H96ZM110 7L111 6H109V9H110ZM125 7V8H126ZM161 7V6H160ZM159 7V8H160ZM166 7H167V5H166ZM173 7V6H172ZM175 7L176 6H174V9H175ZM181 7H182V5H181ZM194 7V6H193ZM225 7H227V6H225ZM235 7V6H234ZM243 7V6H242ZM255 7V6H254ZM92 8H93V6H92ZM105 8V7H104ZM108 8V7H107ZM114 7H112V9H113ZM130 8V7H129ZM131 8H130V12H134L135 10H133V8H132V10H131ZM156 8V7H155ZM192 8V7H191ZM195 8V9H194ZM192 10L194 11V13H195V10L197 9L196 8V6L194 7ZM262 8H264V7H262ZM81 9V8H80ZM84 9V8H83ZM108 9V10H109ZM117 10L118 9H120L119 7L118 8H116ZM122 9V8H121ZM120 9V10H121ZM156 9H158V8H156ZM164 8L162 7V10H163ZM168 9V8H167ZM170 9V8H169ZM168 9V10H169ZM173 9V8H172ZM173 9V10H174ZM183 9V8H182ZM187 9V8H186ZM189 10H190V8H188ZM232 9H233V5H232ZM236 9V8H235ZM234 9V10H235ZM250 9V8H249ZM253 9V8H252ZM252 9H250V11L252 10ZM113 10H115V9H113ZM116 10V11H117ZM127 10V9H126ZM139 10V9H138ZM171 10V9H170ZM183 10H185V9H183ZM227 10V11H226ZM244 10V9H243ZM254 10V9H253ZM109 11H111V9L109 10ZM108 11V12H109ZM141 11V10H140ZM167 11V10H166ZM199 11V10H198ZM237 11V10H236ZM256 11V10H255ZM259 11V10H258ZM79 12H82V11H79ZM85 13H86V11H84ZM102 12V11H101ZM118 12H120V11H118ZM136 12V11H135ZM153 12V11H152ZM158 12V11H157ZM160 12H163V11H160ZM179 13L181 12V11H178ZM230 12V11H229ZM240 12H243V11H240ZM240 12H237V13H240ZM260 12V11H259ZM111 13V12H110ZM167 13H168V11H167ZM171 13H172V11H171ZM175 13V12H174ZM176 13H177V11H176ZM187 13H189V11L187 12ZM192 13V12H191ZM209 13V14H210ZM236 13V14H237ZM246 14L248 13L247 11L245 12ZM261 13H263V12H261ZM80 14V13H79ZM82 14V13H81ZM122 14V13H121ZM133 13H127V14H125V15H117V17H114L115 16V13H114V16L112 17V15H111V18H110V20L108 21V22H110V25L111 26H114V27H116V28H118V30L120 29V27H122V26H125V24L128 22V21H130V19H129V15H132ZM138 14V13H137ZM170 14V13H169ZM181 14V13H180ZM208 14V15H209ZM241 14H243V13H241ZM245 14V15H246ZM83 15V14H82ZM108 15V14H107ZM149 15V14H148ZM171 15V14H170ZM186 15V14H185ZM194 15V14H193ZM224 15V14H223ZM232 14H229V16H231ZM244 15V14H243ZM77 16V15H76ZM80 16V15H79ZM85 16V15H84ZM83 16V17H84ZM134 16H136V14L134 15H132V17H134ZM144 16V15H143ZM142 16V17H143ZM151 16V15H150ZM149 16V17H150ZM158 16H160V14L158 15ZM157 16V17H158ZM161 16H163L164 17V15H162V13H161ZM160 16V17H161ZM167 15H165V17H166ZM181 16V15H180ZM213 16V15H212ZM215 16V17H216ZM258 16H259V13H258ZM261 16V15H260ZM263 16V15H262ZM261 16V17H262ZM103 17H104V14H103ZM146 16H144L143 18H145ZM153 17V16H152ZM156 17V16H155ZM175 16L173 15V21L175 22V18H174ZM186 17H188V16H186ZM240 17V16H239ZM246 17V16H245ZM251 17H252V15H251ZM253 17H255V16H253ZM102 18V17H101ZM131 18V17H130ZM140 18V17H139ZM162 18V17H161ZM160 18V19H161ZM169 18H170V16H169ZM172 18V17H171ZM170 18V19H171ZM179 18V17H178ZM209 18H210V16H209ZM220 17H218V19H219ZM222 18V17H221ZM233 18V17H232ZM256 18V17H255ZM79 19H80V17H79ZM83 19H85V18H83ZM87 19V18H86ZM90 19V18H89ZM88 19V20H89ZM92 19V18H91ZM90 19V20H91ZM94 19V18H93ZM98 19H99V17H98ZM104 19V18H103ZM138 19V18H137ZM141 19L142 18H140V21H141ZM156 19V18H155ZM160 19H159V21H160ZM165 19H167V18H165ZM177 19V18H176ZM183 19V18H182ZM184 19V20H185ZM87 20V21H88ZM97 20V19H96ZM101 20V19H100ZM139 20V19H138ZM146 20V19H145ZM154 20V19H153ZM172 20V19H171ZM213 20V19H212ZM247 20V19H246ZM99 21V20H98ZM137 21V20H136ZM165 21V20H164ZM163 21V22H164ZM215 21H216V19H215ZM251 21V20H250ZM249 21V22H250ZM259 21V20H258ZM264 21V20H263ZM90 22V21H89ZM93 22V21H92ZM102 22V21H101ZM104 22V21H103ZM132 22V21H131ZM148 22H150L149 20H148ZM151 22H152V20H151ZM150 22V23H151ZM165 22H167V24L165 23V25L163 24V23H161L162 25H164V26H162L161 24V26H159V32H161V33H163V35H164V38L165 37H168L170 34L172 35V34H174V33H177V26L176 27H174V25L171 23V21H170V23L168 22V20H166ZM173 22V23H174ZM177 22V23H176ZM176 24L175 25H178V26H180L181 25V23H180V25L178 24V20H176ZM184 22V21H183ZM202 22V21H201ZM217 22V21H216ZM219 22V21H218ZM248 22V24H250ZM91 23V22H90ZM88 24L89 26H91V24ZM99 23H100V21H99ZM135 23V22H134ZM144 23H147V22H144ZM153 23V22H152ZM157 23H158V21H157ZM200 23V22H199ZM256 23V22H255ZM95 24V23H94ZM132 25H134L133 23H131ZM130 24V25H131ZM137 24H138V22H137ZM136 24V26H138ZM254 24V23H253ZM78 25V24H77ZM97 25V24H96ZM129 25V24H128ZM144 25V24H143ZM143 25H141V26H143ZM146 25V24H145ZM155 27H156V25L155 24H153ZM158 25V24H157ZM183 25V24H182ZM199 25V26H198ZM256 25V24H255ZM75 26V25H74ZM94 26V25H93ZM101 26V25H100ZM99 26V27H100ZM108 25H106V27H107ZM135 26V27H136ZM140 26V25H139ZM136 27V28H131L132 30H129V32L128 33H126L125 31H123V33H117V35H115V37L113 38V39H111L110 41H109V43L108 44H110V48H113L114 47V44H117L116 46H118V47H124V46H126L127 44H129V43H131V42H135V41H141V43L142 42H146V38H145V35H143L142 33H141V29H140V27ZM150 26V25H149ZM198 26V27H197ZM200 26V27H201ZM113 27V28H114ZM127 27V26H126ZM129 28H130V26H128ZM145 27V26H144ZM155 27L154 28H152V29H155ZM260 27V26H259ZM258 27V28H259ZM264 27V26H263ZM85 28V27H84ZM87 28V27H86ZM93 28V27H92ZM108 28V27H107ZM112 28V29H113ZM125 28V27H124ZM124 28H123V30H124ZM142 28V27H141ZM146 28V27H145ZM144 28V29H145ZM75 29H77V28H75ZM91 29V28H90ZM103 29V28H102ZM111 29V30H112ZM125 29H127V28H125ZM148 29V28H147ZM182 29V28H181ZM94 31H95V29H93ZM110 30V31H111ZM115 30V29H114ZM117 30V29H116ZM156 30H158V29H156ZM179 30H180V28H179ZM179 30H178V32H179ZM235 30V29H234ZM258 30H260V31H262L261 29H258ZM77 31L78 30H76V32L75 33H77ZM84 31V30H83ZM100 31V30H99ZM102 31V30H101ZM103 31H104V29H103ZM127 31H128V29H127ZM143 31V30H142ZM149 31V30H148ZM181 31V30H180ZM184 30H182V32H183ZM260 31H256L257 32V34H258V32H260ZM85 32H86V29H85ZM98 32V31H97ZM122 32V31H121ZM125 32V33H124ZM144 32V31H143ZM147 32V31H146ZM149 32H151V30L149 31ZM187 32V34H189L188 33V31H186ZM255 32V33H256ZM65 33V32H64ZM71 33H73V32H71ZM74 33V34H75ZM79 33V32H78ZM87 33V32H86ZM89 33V32H88ZM154 33L155 32H153V35H154ZM160 33V34H161ZM180 33V32H179ZM214 33V32H213ZM212 33V34H213ZM241 33V32H240ZM254 33V34H255ZM66 34V33H65ZM64 34V35H65ZM105 34V33H104ZM149 34V33H148ZM147 34V35H148ZM183 34V33H182ZM181 34V35H182ZM184 34H186V33H184ZM196 34H194V36L196 35ZM231 34H234V32H232ZM237 35H238V33H236ZM243 34V33H242ZM242 34L240 35L239 34V36H241L242 37ZM69 35H71V34H69ZM85 35V34H84ZM84 35H83V37H84ZM95 35V37L97 36V35H99L98 33H97V35L96 34H94ZM110 35V34H109ZM152 35V34H151ZM150 34H149V37L151 36ZM159 35V34H158ZM170 35V38L172 37ZM181 35H179L180 37H181ZM229 35V34H228ZM76 37H77V35H75ZM111 36V35H110ZM113 36V35H112ZM156 36H157V34H156ZM179 36H177V37H179ZM186 36V35H185ZM218 36V35H217ZM235 36V35H234ZM249 36V35H248ZM257 37H258V35H256ZM256 36H254V38L253 39H255V37ZM60 37V36H59ZM62 37V36H61ZM60 37V38H61ZM66 38L68 37V35L66 34V36H65ZM87 37V36H86ZM159 37H161V36H159ZM182 37H184V36H182ZM181 37V38H182ZM189 37V36H188ZM188 37H186V39L185 40H187V39H189ZM65 38V39H66ZM72 38H74L73 37V35H72ZM85 38V37H84ZM107 38H108V36H107ZM106 38V39H107ZM153 38V37H152ZM162 38V37H161ZM185 38V37H184ZM194 38V37H193ZM238 38V37H237ZM244 38H245V36H244ZM62 39V38H61ZM76 39H78V38H75V40ZM90 39V38H89ZM105 39V40H106ZM155 39H157V37L155 38ZM168 39H169V37H168ZM179 39V38H178ZM178 39H176V40H178ZM192 39V38H191ZM217 39V38H216ZM226 39V38H225ZM229 39V38H228ZM242 39V38H241ZM240 39V40H241ZM248 39V38H247ZM257 39H259V38H257ZM74 40V42H76ZM81 40V39H80ZM101 40V39H100ZM151 40V39H150ZM166 40V39H165ZM182 40V39H181ZM222 40V39H221ZM232 40V39H231ZM230 40V41H231ZM243 40V39H242ZM251 40V39H250ZM250 40H244V41H239L238 43H236V48L239 50V51H250V50H252V51H250V53H252L251 55L253 56V57H255V58H257V56H263V55H261V53L263 52L264 53V51H262V45L264 46V39L263 38H261L260 40H255V41H250ZM63 41H66V40H63ZM67 41H69V39L67 40ZM83 41V43L81 44V49L80 50H82L81 51V56L79 57V58H76V60H73V62L72 63H70V65H67V63H66V65L67 66H63V68H62V65H60L59 67L57 66V67H55L56 69L55 70H53V71H50V74L47 76V75H43L42 74V72H41V74L44 76V77H46L47 76V84L45 85V87L41 90V93L43 94V97H45L44 98V100H45V103H38V104H36V105H32L31 104V106H33L32 108H31V110H27V109H25L26 107H23V106H21L20 105V103H21V100H23L22 99V94H23V91L25 90V88H27L26 87V83H19L20 85H18V87H14V88H16L15 90H12L11 91V96H10V99L8 100V102H7V105H6V108H4V109H2L1 111H0V144L1 143H3V144H5L6 145V158L5 157H0V202H6V203H8V204H15L16 206H18V207H20V208H22V209H24L25 211H26V213L29 215V218H30V221H31V224L34 226V230H36V232H37V234L39 235V237L38 238H40V240H41V245L43 246V248H44V250H40V248L39 247H37L32 241V239H33V237H32V235H31V238L32 239H30L31 240V245H30V249H29V253H28V258H29V260L31 261V263L32 264H65L66 263V261L68 262L69 261V258H61V253H60V249H59V245H58V240L60 239L59 238V236H58V232H57V223L55 222V220H56V217L54 216V214L52 213V211L48 208V207H46V206H44V204H43V202H42V200H40L39 199V196L41 195H39V187L37 186L38 184L37 183H39L36 179V181H37V183H36V181L34 180V175H33V173H32V171H31V168H30V162L29 161H31V160H29V159H31V158H28V154H27V150L25 149L28 145H29V142H28V140H26L27 139V137L25 138V127L26 126H28V127H31V129H32V131H34V136H35V138H41V135H43V134H47V135H49V134H52V135H54L55 133H57V131L59 130L58 128H61L62 129V125H64L66 122L65 121H67V123L68 122H70L69 124H71V126H72V123L71 122H73L74 124H76V125H78V124H80L81 122H83V121H81V119H85V118H81L80 120H79V116H78V114H73V115H70V116H66L64 119V122L65 123H63L62 121V112H64V111H62V104H56V102L58 101V99L59 98H62V87H67L68 89H69V92L72 94V95H74V96H78V95H80V94H82V96H83V94H84V97H85V100H87L86 98V95H88L89 94V96H90V94H95L96 92H98L99 90H101L102 88H104V87H107L108 86V83H109V77H108V75L107 74H109L108 72H107V74H102V73H100V71L102 70V68H103V66L102 65H105V64H103L102 62H104V60L102 59H99V58H91L90 56H88V54L89 53H91L92 52V50L94 49V46H93V44L92 45H89L90 44V42H89V44H88V39H83L82 40ZM154 41V40H153ZM160 41V40H159ZM170 41V40H169ZM218 42L220 41L219 39L217 40ZM225 41V40H224ZM70 42V41H69ZM100 42V41H99ZM152 42V41H151ZM165 42V41H164ZM167 43H168V41H166ZM174 42V41H173ZM179 42V41H178ZM182 42V41H181ZM184 42V41H183ZM222 42V41H221ZM226 42V41H225ZM235 41H233L232 43H234ZM61 43V42H60ZM59 43V44H60ZM91 43H92V41H91ZM105 43V42H104ZM136 43H138V42H136ZM135 43V44H136ZM166 43V44H167ZM176 43H177V41H176ZM184 43H187V42H184ZM228 43H229V41H228ZM34 44V43H33ZM56 44V43H55ZM58 44V43H57ZM64 44V43H63ZM62 44V45H63ZM73 44V43H72ZM80 44V43H79ZM107 44V43H106ZM149 44H150V42H149ZM152 44V43H151ZM160 44V43H159ZM158 44V45H159ZM165 44V45H166ZM173 44V43H172ZM222 44L224 45V43L222 42ZM65 45V44H64ZM97 45V44H96ZM101 45V44H100ZM132 44H130V46H131ZM141 45H143V44H141ZM157 45V46H158ZM160 45H162V43L160 44ZM169 45H170V43H169ZM178 45V44H177ZM185 45V44H184ZM183 45V46H184ZM190 45V44H189ZM227 45V44H226ZM232 45V44H231ZM55 46H57V45H55ZM60 46V45H59ZM70 46H72V45H70ZM103 46H105V45H103ZM129 46V45H128ZM147 47H148V45H146ZM171 46V45H170ZM186 46V45H185ZM230 46V45H229ZM228 46V47H229ZM31 47H33V46H31ZM58 47V46H57ZM67 47V46H66ZM107 47V46H106ZM127 47V46H126ZM140 47V46H139ZM143 47V46H142ZM153 47H155V46H153ZM169 47V46H168ZM174 47V46H173ZM176 47V46H175ZM177 47H179V46H177ZM175 48V49H178V48ZM221 47H223L222 45H221ZM233 47H234V45H233ZM34 48V47H33ZM47 48V47H46ZM53 48V47H52ZM135 48H138V47H136V45H135ZM151 48V47H150ZM182 49V46L181 47H179V49ZM185 48V47H184ZM191 48V49H192ZM218 48V47H217ZM225 48V47H224ZM230 48V47H229ZM58 49V48H57ZM60 49V48H59ZM58 49V50H59ZM79 49V48H78ZM95 49H96V47H95ZM95 49H94V51H95ZM99 49V48H98ZM101 49V48H100ZM99 49V50H100ZM109 49V48H108ZM139 49V48H138ZM143 49V48H142ZM149 49V48H148ZM152 49V48H151ZM150 49V50H151ZM154 49V48H153ZM162 49V48H161ZM164 49H167V48H164ZM169 49V48H168ZM188 49V48H187ZM186 49V50H187ZM189 49H190V47H189ZM223 49V48H222ZM226 50H228L227 49V47L225 48ZM48 50V49H47ZM65 50H67L66 48H65ZM74 50V49H73ZM80 50H79V52H80ZM111 50V49H110ZM122 50V49H121ZM128 50H129V48H128ZM131 50V49H130ZM155 50H158L157 52H161V50L160 49H155ZM155 50H153V51H155ZM160 50V51H159ZM172 50H173V48H172ZM185 50V49H184ZM217 50V49H216ZM225 50V51H226ZM31 51H33V50H31ZM40 51V50H39ZM46 51V50H45ZM52 51V50H51ZM109 51V50H108ZM119 51H120V49H119ZM133 51V50H132ZM132 51H131V53H132ZM153 51H152V55L154 54V53H156V51L153 53ZM170 51V50H169ZM178 51V50H177ZM190 51V50H189ZM189 51H187V52H189ZM195 51V52H196ZM219 51V50H218ZM221 51V50H220ZM224 51V52H225ZM231 51V50H230ZM234 51V50H233ZM238 51V52H239ZM33 52H35V51H33ZM44 52V51H43ZM48 52V51H47ZM49 52H50V50H49ZM66 52V51H65ZM74 52H75V50H74ZM79 52H77V53H79ZM98 52V51H97ZM100 52V51H99ZM102 52V51H101ZM100 52V53H101ZM113 52V51H112ZM128 52V51H127ZM135 52V51H134ZM149 52V51H148ZM162 52H164V51H162ZM175 52V51H174ZM195 52H193V53H195ZM217 52V51H216ZM215 51L214 52H212L213 54L214 53H216ZM246 52V53H247ZM36 53V52H35ZM34 53V54H35ZM42 53V52H41ZM45 53V52H44ZM62 54V52L60 51L58 54ZM102 53H104V52H102ZM126 53V52H125ZM138 53V52H137ZM143 53V52H142ZM192 53V54H193ZM211 53V52H210ZM210 53H209V55H210ZM219 53V52H218ZM217 53V54H218ZM221 53V52H220ZM230 53V52H229ZM236 53V52H235ZM249 53V52H248ZM31 54V53H30ZM54 54H56V53H54ZM93 54V53H92ZM91 54V56H93ZM105 54V53H104ZM121 54V53H120ZM139 54H141L140 52H139ZM150 53L148 54V55H151ZM188 54V53H187ZM191 53H189V55H190ZM191 54V55H192ZM213 54H211L212 56H213ZM226 54V53H225ZM228 54V53H227ZM226 54V55H227ZM233 53H231V55H232ZM239 54V53H238ZM37 55H38V53H37ZM41 55V54H40ZM126 55H128V54H126ZM147 55V54H146ZM158 55H160V54H158ZM168 55V54H167ZM175 55H177V54H175ZM180 55V54H179ZM198 55V56H197ZM196 56H197V60L199 59L198 57H199V54H197ZM216 55V54H215ZM221 55V54H220ZM220 55H218V56H220ZM28 56H29V54H28ZM47 56V55H46ZM95 56V55H94ZM145 56V55H144ZM164 56V55H163ZM181 56V55H180ZM195 56V55H194ZM193 56V57H194ZM207 56V55H206ZM222 56V55H221ZM220 56V57H221ZM247 56V55H246ZM37 57L38 56H35V55H32V56H30L29 57V59L28 58H25V59H27L28 60V62H26V64L28 65V66H31V64H33V62L35 61V59H37ZM42 57H43V55L42 56H40V57H38V58H41L42 59ZM98 57V56H97ZM100 57V56H99ZM105 57V56H104ZM123 57H124V55H123ZM134 57V56H133ZM138 57V56H137ZM140 57V56H139ZM142 57V56H141ZM150 57V56H149ZM149 57H147L148 59H150ZM160 57V56H159ZM159 57H158V59H159ZM183 57V55L181 56V58ZM193 57H191V58H193ZM203 56H201V58H202ZM208 57V56H207ZM211 57V56H210ZM216 57V56H215ZM214 57V59H216V61L218 60L217 58H215ZM219 57V58H220ZM223 57V56H222ZM221 57V58H222ZM233 58L234 57H237V56H232ZM248 57H249V59H250V55H248ZM264 57V56H263ZM61 58V57H60ZM108 58H109V56H108ZM151 58H155V57H151ZM176 58V57H175ZM178 58V57H177ZM196 58V57H195ZM227 58H231V57H227ZM226 58V61L228 60ZM239 58H240V55H239ZM245 58V57H244ZM259 58V57H258ZM46 59V58H45ZM106 59V58H105ZM131 59H133V58H131ZM153 59H151L150 61H152ZM161 59V58H160ZM163 59V58H162ZM187 59H189V57L187 58ZM187 59H185L184 58V61H186ZM208 58H206L205 60H207ZM224 58H222V60H223ZM236 59V58H235ZM238 59V58H237ZM242 59V58H241ZM246 59V58H245ZM244 59V60H245ZM261 59V58H260ZM260 59H257V60H259V62H262V60H260ZM40 60V59H39ZM43 60V59H42ZM70 60V59H69ZM113 60V59H112ZM127 60V59H126ZM125 60V61H126ZM135 60V59H134ZM137 60V59H136ZM144 60V59H143ZM169 60V59H168ZM192 60V59H191ZM197 60H195V61H197ZM203 60H204V58H203ZM210 60V59H209ZM239 60V59H238ZM237 60V61H238ZM253 60V59H252ZM120 61V60H119ZM119 61H117V62H119ZM130 61V60H129ZM128 60H127V62H129ZM147 61V60H146ZM145 61V62H146ZM155 61H157V60H155ZM159 61H161V60H159ZM173 61V60H172ZM177 61V60H176ZM183 61V60H182ZM219 61V60H218ZM230 61V60H229ZM232 61V60H231ZM236 61V62H237ZM248 61H250V62H253L254 64H255V61H251V60H248ZM248 61H245V64H246V62H248ZM106 62V61H105ZM109 62V61H108ZM116 62V61H115ZM122 62V61H121ZM132 62V61H131ZM142 62V61H141ZM141 62H139L140 64H141ZM149 62V61H148ZM154 62V61H153ZM192 62H194V60L192 61ZM200 62H201V60H200ZM220 62V61H219ZM233 62H234V60H233ZM236 62H235V64H236ZM42 63V62H41ZM130 63V62H129ZM133 63V62H132ZM136 62H134V64H135ZM139 63H138V65H139ZM150 63V62H149ZM187 63H189V64H191L190 63V61L189 62H187ZM203 63H204V65L206 64L204 61H203ZM202 63V64H203ZM209 63H211V62H209ZM209 63H207L208 65V67H210L209 65ZM221 63H222V61H221ZM263 63V62H262ZM35 64H36V62H35ZM40 64V63H39ZM38 64V65H39ZM117 64H120V63H117ZM117 64H115V65H117ZM131 64V63H130ZM144 64V63H143ZM157 64V63H156ZM179 64V63H178ZM178 64H176V65H178ZM195 64V63H194ZM197 64V63H196ZM198 64H201V63H198ZM201 64V65H202ZM220 64V63H219ZM223 64V63H222ZM225 64V63H224ZM227 65H229L228 63H226ZM231 64V63H230ZM233 64V63H232ZM241 64V63H240ZM244 64V65H245ZM247 64H250L249 62L247 63ZM252 64V63H251ZM250 64V65H251ZM254 64H253V66H254ZM25 65V64H24ZM24 65H22V66H24ZM43 65V64H42ZM63 65H65V64H63ZM108 65V64H107ZM129 65V64H128ZM127 65V66H128ZM151 65H152V63H151ZM187 65V64H186ZM204 65H203V67H204ZM221 65V64H220ZM237 65V64H236ZM250 65H248V66H250ZM260 65V64H259ZM258 65V66H259ZM21 66V68H23ZM111 66H114V64L113 65H111ZM120 66V65H119ZM135 66H136V64H135ZM141 66H142V64H141ZM148 66H150V64L148 65ZM170 66V65H169ZM179 66H180V64H179ZM178 66V67H179ZM195 66H197V65H195ZM194 66V67H195ZM213 67H214V69H215V66L214 65H212ZM231 66V65H230ZM246 66V65H245ZM252 66V65H251ZM262 66H263V64H262ZM32 67V66H31ZM38 67V66H37ZM49 67V66H48ZM139 67H140V65H139ZM144 67V66H143ZM174 67V66H173ZM177 67V68H178ZM181 67V66H180ZM179 67V68H180ZM194 67L192 68V69H194ZM216 67H217V64H216ZM244 67V66H243ZM256 67V66H255ZM254 67V68H255ZM21 68H20V72L18 73V71H17V73H18V75H17V79H20L19 81L20 82H22V79H23V77L24 76H26L25 74L27 73V70H22L21 71ZM26 68H27V66H26ZM43 68H44V66H43ZM133 68V67H132ZM131 68V69H132ZM136 68V67H135ZM135 68H133V69H135ZM145 68V67H144ZM147 68V67H146ZM155 68V67H154ZM176 67H175V70L177 69ZM185 68V67H184ZM201 68V67H200ZM206 68L207 67H205L204 69L206 70ZM212 68V67H211ZM263 69H264V66L262 67ZM42 69V68H41ZM44 69H46V68H44ZM52 69V68H51ZM114 69V68H113ZM117 69V68H116ZM130 69V68H129ZM132 69V70H133ZM141 69L142 68H140V73H141ZM171 69V68H170ZM189 69V68H188ZM191 69V68H190ZM203 69V68H202ZM213 69V68H212ZM211 69V70H212ZM213 69V70H214ZM217 69V68H216ZM249 69V68H248ZM251 69H252V67H251ZM37 70V69H36ZM39 70V69H38ZM37 70V71H38ZM50 70V69H49ZM105 71L107 70V69H104ZM119 70H121V69H119ZM139 70V69H138ZM142 70H144V69H142ZM146 70V69H145ZM174 70V69H173ZM179 70V69H178ZM197 70V69H196ZM208 70V69H207ZM213 70H212V72H213ZM258 70V69H257ZM262 70V69H261ZM30 71V70H29ZM34 71V70H33ZM39 71H41V70H39ZM103 71V70H102ZM101 71V72H102ZM109 71V70H108ZM136 71V70H135ZM134 71V72H135ZM192 71V70H191ZM198 71V70H197ZM196 71V72H197ZM44 72H45V70H44ZM111 72V71H110ZM129 72V71H128ZM127 72V73H128ZM145 72V71H144ZM143 72V73H144ZM183 72V71H182ZM195 72V71H194ZM195 72V73H196ZM201 72V71H200ZM200 72H198L199 74H200ZM210 72V71H209ZM208 72V73H209ZM212 72H210V73H212ZM253 72V71H252ZM251 72V73H252ZM259 72H260V70H259ZM263 72V70L260 72V73H262ZM16 73V74H17ZM31 73V72H30ZM32 73H34V72H32ZM31 73V74H32ZM106 73V72H105ZM112 73V72H111ZM113 73H114V71H113ZM139 73V72H138ZM155 73V72H154ZM176 73V72H175ZM179 73V72H178ZM191 73V72H190ZM256 73V72H255ZM259 73V75H261ZM45 74H47V72L45 73ZM142 74V73H141ZM172 74H174V73H172ZM197 74V73H196ZM198 74V76H200ZM201 74H203V73H201ZM242 74V73H241ZM111 75H113V74H111ZM118 75V74H117ZM129 75V74H128ZM127 75V76H128ZM133 75V74H132ZM139 75V74H138ZM144 75V74H143ZM170 75H171V73H170ZM177 75V74H176ZM181 75V74H180ZM188 75V74H187ZM221 75V74H220ZM240 75V74H239ZM16 76V75H15ZM37 76H39V75H37ZM42 76V77H43ZM125 76V75H124ZM127 76H126V78H127ZM134 76V75H133ZM132 76V77H133ZM135 76H136V73H135ZM172 76V75H171ZM204 76H205V73H204V75H203V78H204ZM209 76H210V74H209ZM243 76V75H242ZM27 77V76H26ZM30 77H32V75L30 76ZM33 77H35V75L33 76ZM41 77V76H40ZM146 77V76H145ZM207 77V76H206ZM29 77H27V79H28ZM36 78V77H35ZM34 78V79H35ZM112 78V77H111ZM116 78V77H115ZM114 78V79H115ZM131 78V77H130ZM135 78V77H134ZM137 78H139V77H136V79ZM143 78V77H142ZM182 78H184V77H182ZM187 78V77H186ZM190 78V77H189ZM198 78H200V77H198ZM208 78V77H207ZM247 78V77H246ZM251 78V77H250ZM25 79V78H24ZM33 79V78H32ZM40 79H42V78H40ZM129 79V78H128ZM136 79H135V81H136ZM144 79V78H143ZM146 79V78H145ZM165 79V78H164ZM168 79V78H167ZM249 79V78H248ZM259 79V78H258ZM261 80H262V78H260ZM113 80V79H112ZM118 80V79H117ZM123 80V78L121 79V81ZM130 80V79H129ZM139 80V79H138ZM188 80V79H187ZM190 80V79H189ZM204 80V79H203ZM209 80V79H208ZM247 80V79H246ZM255 80V79H254ZM24 81H26V79L24 80ZM126 81V80H125ZM131 81V80H130ZM129 81V82H130ZM148 81V80H147ZM146 81V82H147ZM186 81V80H185ZM197 81H199V80H197ZM249 83H248V85L252 82V80H251V82L249 81V80H247ZM260 81V80H259ZM264 80H262L261 82H263ZM15 82V81H14ZM45 82V81H44ZM119 83H120V81H118ZM127 82V81H126ZM132 82V81H131ZM137 82V81H136ZM145 82V81H144ZM166 82V81H165ZM164 82V83H165ZM191 82V81H190ZM196 82V81H195ZM195 82H193L195 85L196 84H198V83H195ZM206 82H208V81H206ZM258 81H255V83L256 84H258L257 83ZM16 83H18V82H16ZM28 83V82H27ZM121 83H123V82H121ZM139 83V82H138ZM143 83V82H142ZM192 83V82H191ZM210 83V82H209ZM245 83V82H244ZM45 84V83H44ZM117 84V83H116ZM133 84V83H132ZM161 84V83H160ZM193 84V85H194ZM202 84V83H201ZM212 84V83H211ZM243 84V83H242ZM252 84H254L253 82H252ZM252 84H250V85H252ZM255 84V85H256ZM261 85H262V83H260ZM14 85H16V84H14ZM37 85V84H36ZM112 84H111V82H110V84H109V86H111ZM135 85V84H134ZM179 85V84H178ZM191 86H193L192 84H190ZM194 85V86H195ZM249 85V86H250ZM254 85V86H255ZM260 85V86H261ZM29 86V85H28ZM117 86H119V84L117 85ZM139 86V85H138ZM140 86H142V85H140ZM139 86V87H140ZM148 86V85H147ZM163 86V85H162ZM197 87H198V85H196ZM195 86V87H196ZM199 86H201V85H199ZM263 86V85H262ZM124 87V86H123ZM196 87V88H197ZM202 87V86H201ZM206 87H207V85H206ZM206 87L204 88V89H206ZM212 87V86H211ZM256 87V86H255ZM254 87V88H255ZM108 88V87H107ZM114 89L116 88V87H113ZM118 88V87H117ZM122 88V87H121ZM120 88V89H121ZM145 88V87H144ZM199 88V87H198ZM244 88V87H243ZM30 89H33V88H30ZM119 89V88H118ZM126 89V88H125ZM129 89H130V86H129ZM129 89H128V91H129ZM132 89H134V88H132ZM135 89H136V87H135ZM137 89H139L138 87H137ZM142 89V88H141ZM183 89V88H182ZM200 89V88H199ZM202 89V88H201ZM248 89V88H247ZM264 89V88H263ZM263 89H260L259 88V90H262V91H264ZM37 90H39V89H37ZM109 90H110V88H109ZM116 90V89H115ZM194 90V89H193ZM192 90V91H193ZM196 90V89H195ZM214 90V89H213ZM213 90L211 91V92H213ZM65 91V90H64ZM63 91V92H64ZM103 91V90H102ZM107 91V90H106ZM105 91V92H106ZM137 91V90H136ZM140 91H142V90H140ZM140 91H137V92H140ZM201 91V90H200ZM246 91V90H245ZM25 92H27L26 90H25ZM104 92V91H103ZM117 92H119V91H117ZM124 92H125V90H124ZM124 92H123V94H124ZM130 92V91H129ZM194 92V91H193ZM209 92V94L211 93L210 91H207V93ZM215 92V91H214ZM247 92V91H246ZM250 92H251V90H250ZM28 93H29V90H28ZM27 93V94H28ZM66 93H67V91H66ZM70 93H68L69 95H70ZM99 93V92H98ZM122 93V92H121ZM126 93V92H125ZM188 93V92H187ZM205 93V92H204ZM203 93V94H204ZM253 93V92H252ZM259 93H260V91H259ZM35 94H36V92H35ZM129 94V93H128ZM133 94V93H132ZM139 94V93H138ZM142 94V93H141ZM190 94V93H189ZM203 94L200 92V93H195L194 95H190V96H193V98H195V100L197 99V98H205V96L203 97ZM250 94V93H249ZM262 94V93H261ZM40 95V94H39ZM100 95H101V93H100ZM108 95H110V94H108ZM119 95V94H118ZM117 95V93L116 92H111V99H112V101H113V103H114V105L116 106H118L119 104H122L123 102H124V99H121L120 98V96H118ZM126 95V94H125ZM137 95V94H136ZM259 95V94H258ZM37 96V95H36ZM99 96V95H98ZM106 96V95H105ZM124 96V95H123ZM122 96V97H123ZM131 96H134V95H130V97ZM138 96V95H137ZM137 96H135L136 98H137ZM188 97H190L189 95H187ZM215 96V95H214ZM251 96H253V95H251ZM81 97V96H80ZM128 97V96H127ZM140 97V96H139ZM168 97H170V96H168ZM207 97V96H206ZM209 97V96H208ZM212 97V96H211ZM210 97V98H211ZM262 97H264V96H262ZM9 98V97H8ZM25 98V97H24ZM93 98V97H92ZM124 98V97H123ZM191 98V97H190ZM210 98H207V99H210ZM73 99H75V98H73ZM76 99H77V97H76ZM82 99V98H81ZM81 99H77V100H75V105H73L74 104V102H73V104H72V108H73V106H76V108L77 107H80L81 106ZM84 99V98H83ZM91 99V98H90ZM138 99V98H137ZM142 99V98H141ZM150 99V98H149ZM230 99H232V98H230ZM234 99V98H233ZM254 99V98H253ZM264 99V98H263ZM26 100V99H25ZM69 100V99H68ZM70 100H72V98L70 99ZM70 100H69V102H70ZM126 100V99H125ZM143 100V99H142ZM146 100V99H145ZM153 100V99H152ZM227 100V99H226ZM229 100V99H228ZM19 101V102H18ZM38 101V100H37ZM93 101V100H92ZM129 101V100H128ZM140 101V100H139ZM138 101V102H139ZM144 101V100H143ZM147 101V100H146ZM171 101H172V99H171ZM176 101V100H175ZM192 101H193V99H192ZM206 100H204V103H205V105L207 104L206 102H205ZM209 101V100H208ZM264 101V100H263ZM24 102V101H23ZM29 102V101H28ZM42 102H43V100H42ZM94 102V101H93ZM96 102V101H95ZM127 102V101H126ZM133 102H135V101H133ZM182 102V101H181ZM190 102V101H189ZM194 102V101H193ZM216 102V101H215ZM227 102V101H226ZM59 103V102H58ZM60 103H61V101H60ZM68 103V102H67ZM84 103V102H83ZM87 103V104H86ZM85 103V105L87 106V107H92L93 106V104H92V102L91 101H87ZM107 103V102H106ZM130 103H132V102H130ZM147 103H148V101H147ZM195 103V102H194ZM198 103H203V102H199L198 101ZM262 103H264V102H262ZM125 104V103H124ZM135 104V103H134ZM138 104H142V103H138ZM145 104V103H144ZM143 104V105H144ZM182 104V103H181ZM28 105V104H27ZM69 105V104H68ZM82 105H84V104H82ZM84 105V106H85ZM99 105V104H98ZM129 105H131V104H129ZM151 105H153L152 103H151ZM194 105V104H193ZM209 105H212V103L211 104H209ZM208 105V106H209ZM100 106V105H99ZM114 106V107H115ZM117 106L115 107V108H117ZM120 106H122V105H120ZM119 106V107H120ZM132 106V105H131ZM135 107H133L134 108V110H135V112L137 113V115L138 116H141V107L143 108V106H137V103H136V105H134ZM147 106V105H146ZM180 106V105H179ZM179 106H177V108H179ZM186 106V105H185ZM190 106V105H189ZM200 106V105H199ZM207 106V107H208ZM30 107V106H29ZM114 107H112V108H114ZM125 107H129L128 106V104H127V106H125ZM149 107V106H148ZM197 107V106H196ZM69 108H71L70 107V105H69ZM92 108H94V107H92ZM101 108V107H100ZM145 108V107H144ZM152 108H153V106H152ZM155 108H157V107H155ZM164 108V107H163ZM166 108V107H165ZM176 108V109H177ZM181 108V107H180ZM183 108V107H182ZM186 108V107H185ZM252 108V107H251ZM65 109V108H64ZM68 109V108H67ZM73 109H75V108H73ZM72 109V110H73ZM90 109V108H89ZM102 109V108H101ZM108 108H106V110H107ZM167 109V108H166ZM191 109V112H192V109L193 108H189L188 110H190ZM66 110V109H65ZM69 111H70V109H68ZM68 110H66V111H68ZM83 111H84V109H82ZM88 110V109H87ZM98 110H99V108H98ZM128 110H130V109H128ZM149 110H150V108H149ZM171 109H169V111H170ZM195 110H197V109H195ZM75 111V110H74ZM79 111H80V109H79ZM83 111H80V112H82V114H84L83 113ZM91 111V110H90ZM96 111V110H95ZM94 111V112H95ZM104 111V110H103ZM108 111V110H107ZM110 111V110H109ZM124 111H127V110H124ZM131 111H132V107H131ZM145 111H147L146 110V108H145ZM174 111V110H173ZM179 111V110H178ZM180 111H181V109H180ZM185 111H186V109H185ZM209 111H210V109H209ZM76 112V111H75ZM78 112V111H77ZM85 112V111H84ZM105 112V111H104ZM113 115H116V116H118V115H120L122 112H120L118 109H113V110H111L110 111ZM109 112V113H110ZM128 112V111H127ZM126 112V113H127ZM130 112V111H129ZM129 112H128V114H129ZM134 112V113H135ZM148 112V111H147ZM166 112H168V111H166ZM171 112H172V110H171ZM182 112H184L183 110H182ZM182 112H180L181 113V115H182ZM70 113H73V112H70ZM100 113H101V110H100ZM108 113V114H109ZM131 113V112H130ZM150 113V112H149ZM174 113V112H173ZM176 113V112H175ZM174 113V114H175ZM177 113H179V112H177ZM176 113V114H177ZM202 113V112H201ZM200 113V114H201ZM98 114V113H97ZM131 114H133V113H131ZM169 114V113H168ZM190 114V113H189ZM200 114H199V117H200ZM206 114V113H205ZM207 114H209V113H207ZM20 115H21V117H20ZM105 115V114H104ZM107 115V114H106ZM123 115V114H122ZM124 115H126V114H124ZM133 115H135V114H133ZM132 115V116H133ZM180 115V114H179ZM184 115V114H183ZM182 115V116H183ZM198 115V114H197ZM210 115V114H209ZM80 116H81V114H80ZM84 116V115H83ZM82 116V117H83ZM108 116V115H107ZM128 116H131V115H128ZM182 116H181V118H182ZM185 116H188V115H184L183 117L185 118V119H187V117H185ZM194 116V115H193ZM205 116H207V115H205ZM85 117V116H84ZM102 117V116H101ZM120 117H121V115H120ZM147 117H150V116H147ZM191 117L192 116H190L189 117V119H187L188 121L187 122H189V126H191V129H192V127H197L198 125V122H197V124H196V126H194L195 124L194 123H192L193 122V120L191 119ZM113 118V117H112ZM115 118V117H114ZM135 118V117H134ZM134 118H133V121H134ZM137 119H138V117H136ZM140 118V117H139ZM141 118H144V116L143 117H141ZM140 118V119H141ZM164 118H165V116H164ZM164 118H163V120H164ZM167 118V117H166ZM195 118V117H194ZM198 118V117H197ZM197 118H196V120H197ZM203 118V117H202ZM207 118H208V116H207ZM100 119V118H99ZM118 119V118H117ZM122 119H124V117L122 118ZM127 119V118H126ZM122 120V121H127V120ZM136 119V121L138 122L139 120H137ZM144 119H147V118H144ZM150 119V118H149ZM160 119H162L161 117H160ZM168 119H169V117H168ZM168 119H166L167 121H168ZM177 119H178V117H177ZM185 119H184V121H185ZM190 119L192 120V122L190 121ZM200 119H201V117H200ZM212 119V118H211ZM88 120V119H87ZM116 120V119H115ZM114 120V121H115ZM129 120V119H128ZM165 120V121H166ZM195 120V121H196ZM81 121V122H80ZM84 121H86V120H84ZM113 121V122H114ZM117 121V120H116ZM133 121H131V122H133ZM135 121V122H136ZM176 121V122H175ZM210 121V120H209ZM120 122V121H119ZM141 123H142V119H141V121H140ZM144 122V121H143ZM147 122H149V121H147ZM186 122V123H187ZM202 122V121H201ZM63 123V124H62ZM122 123V122H121ZM126 123V122H125ZM134 123V122H133ZM132 123V124H133ZM145 123V122H144ZM144 123H142V124H144ZM156 123V122H155ZM166 123V122H165ZM167 123H170V121L169 122H167ZM178 123V120H175V117H174V123L173 124H169L170 126H169V128H168V131L167 132H169L170 134H172V132L174 131V129H175V126H177L176 124ZM205 123L206 122H204V125H205ZM85 124V123H84ZM101 124V123H100ZM102 124H104V123H102ZM114 124H116L115 122H114ZM118 124V123H117ZM136 124V123H135ZM138 124H139V122H138ZM142 124H139V125H142ZM188 124V123H187ZM68 125V124H67ZM82 125H83V123H82ZM92 125V124H91ZM155 125V124H154ZM165 125V124H164ZM167 125V124H166ZM165 125V126H166ZM181 125H182V122H181ZM181 125H178V126H181ZM201 125H203V124H201ZM86 126V125H85ZM162 126V125H161ZM54 127H56V128H54ZM70 127V126H69ZM72 127H75V126H72ZM71 127V128H72ZM80 127V126H79ZM78 127V128H79ZM108 127V126H107ZM122 127H124V126H122ZM145 127V126H144ZM208 127V126H207ZM240 127V126H239ZM64 128H65V126H64ZM85 128V127H84ZM89 128H90V126H89ZM92 128V127H91ZM91 128H90V130H91ZM139 128V127H138ZM146 128V127H145ZM164 128V127H163ZM162 128V129H163ZM185 128V126H183V129ZM199 128V129H198ZM205 128H206V125H205ZM58 129V130H57ZM66 129V128H65ZM67 129H69V128H67ZM75 129H77V128H75ZM81 129V128H80ZM88 129V128H87ZM93 129V128H92ZM137 129V128H136ZM142 129H144V128H142ZM161 129V130H162ZM186 129H187V127H186ZM194 129V128H193ZM197 129L198 130H200V127H197ZM126 130V129H125ZM132 130V129H131ZM141 130V129H140ZM140 130H138V131H140ZM161 130H160V132H161ZM188 130V129H187ZM195 130V132L197 133V131H196V129H194ZM202 130V129H201ZM200 130V131H201ZM28 131V130H27ZM29 131H30V129H29ZM28 131V132H29ZM31 131V132H32ZM61 131V130H60ZM63 131H64V133L65 132H67L66 130H64L63 129ZM70 131H72V130H70ZM76 131V130H75ZM79 131V130H78ZM81 131V130H80ZM86 130H84V132H85ZM93 131H94V129H93ZM96 131V130H95ZM121 131V130H120ZM128 131V130H127ZM126 131V132H127ZM163 131H164V129H163ZM163 131L161 132V133H163ZM177 131V130H176ZM179 131H182L183 132V130H179ZM189 133L191 134V131H192V133H194V131L193 130H190V128H189ZM242 131V130H241ZM165 132H166V130H165ZM206 132H207V130H206ZM205 132V133H206ZM30 133V132H29ZM58 133H59V131H58ZM61 133V132H60ZM72 133V132H71ZM73 133L74 134H76L75 136H78V134L77 133H75L74 131H73ZM78 133H80V136H83V135H81V134H83V131H81V132H78ZM87 134H88V131L86 132ZM90 133V132H89ZM98 133V132H97ZM120 133V132H119ZM136 133V132H135ZM139 133V132H138ZM161 133H157V134H161ZM184 133V132H183ZM241 133V132H240ZM67 134V133H66ZM73 134V135H74ZM85 134V133H84ZM173 134H175V132L173 133ZM178 135H179V132L177 133ZM187 134H188V131H187ZM199 134H201V133H199ZM198 134V135H199ZM60 135V134H59ZM69 135H72V134H69ZM72 135V136H73ZM122 135V134H121ZM140 135V134H139ZM164 135V134H163ZM166 135V134H165ZM182 135V134H181ZM180 135V136H181ZM184 136H187V135H185V134H183ZM33 136V135H32ZM65 136V135H64ZM74 136V137H75ZM80 136H78V138L80 137ZM97 136V135H96ZM173 136V135H172ZM194 136V135H193ZM201 136H203L202 134L200 135V137ZM214 138H215V136L214 135H212ZM85 137V136H84ZM157 137V136H156ZM166 137V136H165ZM170 137V136H169ZM174 137V136H173ZM189 137V136H188ZM195 137H197V136H195ZM205 138H206V136H204ZM232 137V136H231ZM34 138V139H35ZM73 138V137H72ZM71 138V139H72ZM77 138V137H76ZM87 138V137H86ZM89 138V137H88ZM151 138V137H150ZM159 139H161L160 137H158ZM158 138H156V140L158 139ZM177 138V137H176ZM189 138H192V136L191 137H189ZM188 138V139H189ZM199 140H200V138L199 137H197ZM31 139V138H30ZM67 139V138H66ZM70 139V138H69ZM80 139H81V137H80ZM79 139V140H80ZM90 139H92L91 137H90ZM96 139V138H95ZM94 139V140H95ZM109 139V138H108ZM153 139V138H152ZM165 139V138H164ZM167 139V138H166ZM172 139H174V138H172ZM178 139H180V140H178ZM183 139H184V137H183ZM36 140V139H35ZM41 141H43L42 139H40ZM68 140V139H67ZM67 140H65V141H67ZM87 140H89V139H86V141ZM93 140V139H92ZM146 140H147V138H146ZM155 140V141H156ZM168 140H170L169 138H168ZM181 138H177V140H176V142H178L179 141V143L181 142ZM37 141H39V140H37ZM40 141V142H41ZM72 140H70V142H71ZM83 141H84V139H83ZM90 141V140H89ZM148 141V140H147ZM155 141H153L152 140V145L153 146H155V144H153ZM157 141H159V140H157ZM164 141V140H163ZM171 141V140H170ZM183 141V140H182ZM185 141V140H184ZM210 141H212V140H210ZM227 141V140H226ZM33 142V141H32ZM63 142V141H62ZM69 142V141H68ZM73 142V141H72ZM71 142V143H72ZM85 142V141H84ZM92 142V141H91ZM132 142V141H131ZM146 142V141H145ZM169 142V141H168ZM187 142V141H186ZM190 142V141H189ZM65 143V142H64ZM86 143V142H85ZM94 143V142H93ZM148 142H146V144H147ZM155 143H160V142H155ZM165 143V142H164ZM163 143V144H164ZM172 143H173V141H172ZM181 143H183V142H181ZM180 143V144H181ZM191 143L192 142H190V144H189V146L191 145ZM199 143H200V141H199ZM203 143V142H202ZM31 144V143H30ZM42 144V143H41ZM45 144V143H44ZM75 144H77V143H75ZM80 145L82 144L81 142L79 143ZM145 144V145H146ZM162 144V143H161ZM179 144V145H180ZM35 145V144H34ZM40 145V144H39ZM46 145V144H45ZM62 145H64V144H62ZM85 145V144H84ZM148 145V144H147ZM168 145V144H167ZM166 145V146H167ZM175 145V144H174ZM178 145V144H177ZM178 145V146H179ZM187 145V144H186ZM193 145V144H192ZM191 145V146H192ZM195 145V144H194ZM203 145H204V143H203ZM69 146V145H68ZM88 146H90V145H88ZM139 146V145H138ZM170 146V144L168 145V147ZM181 146V145H180ZM199 146V145H198ZM197 146V147H198ZM207 146V145H206ZM240 146V145H239ZM242 146V145H241ZM240 146V147H241ZM67 147V146H66ZM70 147V146H69ZM68 147V148H69ZM148 147V146H147ZM155 147H160V146H155ZM167 147V148H168ZM185 147V146H184ZM183 147V148H184ZM196 147V146H195ZM197 147L195 148V149H197ZM28 148V147H27ZM37 148H39L38 146H37ZM71 148V147H70ZM69 148V149H70ZM73 148V149H72ZM70 150L69 149H67V148H65L66 150H62V151H60V152H50L49 153V155L48 156H45V157H47L45 160H48L50 163L52 162L53 164H54V166L56 165V166H62V165H65V164H67L68 162H69V160H71V157L72 156H74V154L77 152L74 148H75V146L74 147H72ZM85 148V147H84ZM143 148H144V146H143ZM162 148H163V146H162ZM181 148V147H180ZM182 148V149H183ZM187 148V147H186ZM208 148V147H207ZM219 148V147H218ZM238 148V147H237ZM63 149H64V147H63ZM79 149V148H78ZM93 149V148H92ZM140 149H142V147L140 148ZM165 149V148H164ZM168 149H172L171 147L170 148H168ZM174 149V148H173ZM175 149H177V148H175ZM175 149H174V151H175ZM179 149V148H178ZM185 149V148H184ZM180 150V153H181V151H182V153H184L185 152V150ZM200 149V148H199ZM242 149V148H241ZM94 150V149H93ZM144 150V149H143ZM151 150V149H150ZM178 150V151H179ZM229 150V149H228ZM231 150V149H230ZM144 151H148V149L147 150H144ZM159 151H161V147H160V150ZM158 151V152H159ZM174 151H173V153H174ZM184 151V152H183ZM190 151V150H189ZM189 151H187V153H189ZM198 151V150H197ZM161 152H163V151H161ZM166 152H168V150L166 151ZM171 151H169V153H170ZM193 152H194V150H193ZM254 152V151H253ZM47 153V152H46ZM92 153V152H91ZM98 153H99V151H98ZM139 153V152H138ZM155 153V152H154ZM154 153H152V154H154ZM172 153V152H171ZM202 153H204V152H202ZM233 153V152H232ZM236 153V152H235ZM246 153V152H245ZM43 154V153H42ZM135 154V153H134ZM141 154V153H140ZM148 154H150L149 152H148ZM156 154V153H155ZM154 154V155H155ZM168 154V153H167ZM195 154V153H194ZM199 154V153H198ZM197 154V155H198ZM253 154V153H252ZM41 155V154H40ZM77 155H78V153H77ZM101 155V154H100ZM99 155V156H100ZM142 155H143V153H142ZM159 155V154H158ZM165 155V154H164ZM177 155H178V158H179V152L177 153ZM189 155V154H188ZM196 155V156H197ZM213 155V154H212ZM211 155V156H212ZM218 155V154H217ZM230 155V154H229ZM146 156V155H145ZM150 156V155H149ZM148 156V157H149ZM171 156V155H170ZM172 156H175V153H174V155L172 154ZM171 156V157H172ZM185 156V155H184ZM195 156V155H194ZM199 156V155H198ZM201 156V155H200ZM203 156H204V154H203ZM214 156V155H213ZM254 156V155H253ZM102 157V156H101ZM124 157V159L121 161V162H118V163H115V162H117V160L116 161H114L113 163H115V164H111L110 166L108 165V164H103V165H100L101 166V168H97V169H95L94 171H93V173L91 174V176H90V189H91V191H92V197H93V200H92V202H91V204L89 205V208H85V206L84 207H82V215L84 216L85 215V217H87L88 215H95L96 217H98V216H103V215H106V214H111L110 212H113L112 213V215H109V217H111L110 218V220L109 221H111V225L114 227V229L113 230H115V234H116V238L117 239H115V240H113V241H110V243H108V244H103V246H102V254L101 255H99V257H102V258H107V261H105L104 260V262H108L109 264H264V258H262L261 256V258L259 257V258H249V257H252V255L250 254L249 255V257L248 258H246L248 255H244V256H246V257H242V252H241V254H236V248H235V251L233 252V257H235V258H233L232 256V258H228V255H227V258H224V257H226V256H220V255H212L211 253V255L209 256V254L207 253L208 252V250H209V246L207 247V244H209V243H206L205 241H206V238H205V240H204V237H202V235H204L205 234V231H202V229L200 230V231H195L196 230V228H194V230H190V229H187V226H186V229H184V230H182V231H184L183 232V234L182 235H184V238L187 240V243L186 244H181V243H179V244H177L178 243V241L176 240L175 242H177L176 244L174 243V242H172V243H174L175 245H177V246H174V247H177V250H178V253H174L175 251L172 249L173 248V246H171L170 244V246L167 244V242H166V244L164 243V238H167L166 237V235H170L169 233H168V227H166L165 226V224H164V222L163 221H156L155 220V217H154V215H150V216H147L145 213L144 214H142L141 212H137V211H135L134 213V215H132V216H125L124 214H123V207H122V203L120 204V203H118V201H117V195L119 196V195H122V194H124L125 192H128V191H130L131 189H134L135 187H136V183H137V178H135V177H131V175H130V170H131V167H132V165H136V163H138V162H136L137 160H135V159H133V158H130V157H125V156H123ZM137 157H139V156H137ZM140 157H142L141 155H140ZM161 157V156H160ZM165 157H166V155H165ZM168 158H169V155L167 156ZM170 157V158H171ZM182 157V156H181ZM187 157V156H186ZM206 157V156H205ZM204 157V158H205ZM150 158H153L154 159V157L152 156V157H150ZM155 158H156V156H155ZM184 158V157H183ZM183 158H181V159H183ZM193 158V157H192ZM195 158V162L197 161V160H199L200 158H197V157H194ZM196 158H197V160H196ZM203 158V157H202ZM202 158H201V160H202ZM254 158V157H253ZM40 159V158H39ZM77 159V158H76ZM75 159V160H76ZM79 159V158H78ZM77 159V160H78ZM122 159V158H121ZM152 159V160H153ZM163 159V158H162ZM174 159H175V157H174ZM180 159V158H179ZM184 159H186V158H184ZM183 159V160H184ZM187 159H189L191 162H192V160H191V156H188L187 157ZM209 159V158H208ZM213 159H215V158H213ZM223 159V158H222ZM99 160V158L97 159V161ZM115 160V159H114ZM140 160H142V159H140ZM139 160V161H140ZM169 160V159H168ZM171 160H172V158H171ZM81 161V160H80ZM158 161V160H157ZM165 162L167 161V158L164 160ZM173 161V160H172ZM176 161V160H175ZM179 161V160H178ZM177 161V162H178ZM187 161V160H186ZM226 161V160H225ZM96 162V161H95ZM141 162V161H140ZM162 162L163 161H161L160 163L162 164ZM183 162H185V160L184 161H182V163ZM199 162H201V161H199ZM199 162H197V163H199ZM206 162H208V161H206ZM213 162H214V160H213ZM31 163H33L32 161H31ZM79 163V162H78ZM144 163V162H143ZM159 163V162H158ZM172 164H173V162H171ZM197 163H195V165L197 166ZM70 164V163H69ZM99 164V163H98ZM142 164V163H141ZM178 164H180V163H178ZM185 164H186V162L184 163V166H185ZM188 164V163H187ZM186 164V165H187ZM200 164H203V163H200ZM210 164V163H209ZM217 164V163H216ZM171 165V164H170ZM175 165V164H174ZM174 165H172V166H174ZM180 165H183V164H180ZM180 165L178 166L179 168H180ZM191 165V164H190ZM194 165V166H195ZM204 165V164H203ZM33 166V165H32ZM31 166V167H32ZM100 166H98V167H100ZM163 166L165 167L166 165L165 164H163ZM168 166V165H167ZM46 167V166H45ZM62 167H66V166H62ZM62 167H60V168H62ZM141 167V166H140ZM145 167V166H144ZM156 167V166H155ZM158 167H160V166H158ZM182 167V166H181ZM188 167H189V164H188ZM73 168V167H72ZM96 168V167H95ZM161 168H162V166H161ZM167 168V167H166ZM179 168H176L177 170L179 169ZM190 168V167H189ZM32 169H33V167H32ZM52 170V172L54 171L56 174H58V175H60L61 177H64V178H69V177H67L66 176V173H67V171L66 170H68V168H66V170L64 171H62V169H60V170H56V168L55 169H53L52 167L51 168H49V170ZM92 169H94V168H92ZM92 169L90 170V171H92ZM135 169V168H134ZM141 169H142V167H141ZM163 169V168H162ZM161 169V170H162ZM194 169V168H193ZM137 170H139L140 171V169L138 168ZM150 170V169H149ZM148 170V171H149ZM157 170H158V168H157ZM164 170H166V169H164ZM168 170H169V168H168ZM168 170H166V171H168ZM176 170V171H177ZM181 170H183L182 168H181ZM186 170H188V169H185V170H183L186 174H187V172H186ZM195 170V169H194ZM206 170V169H205ZM73 171V170H72ZM86 171V170H85ZM144 171V170H143ZM151 171V170H150ZM156 171V170H155ZM160 171V170H159ZM47 172V171H46ZM50 172V171H49ZM53 172V173H54ZM71 172V171H70ZM81 172V171H80ZM87 172V171H86ZM133 172H136V171H133ZM141 172V171H140ZM157 173H158V171H156ZM156 172H154L153 171V173H156ZM161 172V171H160ZM170 172V171H169ZM175 171H173V173H174ZM192 172V171H191ZM195 172V171H194ZM197 172V171H196ZM203 172V171H202ZM206 172V171H205ZM48 173V172H47ZM46 173V174H47ZM156 173V174H157ZM162 173V172H161ZM164 173H168V172H165L164 171ZM171 173H172V170H171ZM172 173V174H173ZM178 173V172H177ZM180 173H183V172H180ZM180 173H178V175L180 174ZM190 173V172H189ZM49 174V173H48ZM71 174V173H70ZM69 174V175H70ZM73 174V173H72ZM134 174V173H133ZM135 174H137V173H135ZM134 174V175H135ZM163 174V173H162ZM184 174V173H183ZM182 174V175H183ZM138 175V174H137ZM177 174H176V176H178ZM189 175V174H188ZM188 175H185V176H188ZM196 175V174H195ZM71 176V175H70ZM153 176H154V174H153ZM159 176V175H158ZM161 174H160V178H161ZM170 176V175H169ZM179 176H181V174L179 175ZM48 177H49V175H48ZM53 176H51V178H52ZM73 177V176H72ZM71 177V178H72ZM75 177V176H74ZM86 177V176H85ZM138 177V176H137ZM151 177V176H150ZM155 177V176H154ZM174 177H175V173H174ZM182 177V176H181ZM50 178V177H49ZM54 178H56V177H54ZM70 178V179H71ZM87 178H88V176H87ZM140 178V177H139ZM146 179H147V177H145ZM144 178V179H145ZM157 178V177H156ZM176 178V177H175ZM186 178V177H185ZM188 179H189V177H187ZM75 178H73V180H74ZM143 179V180H144ZM145 179V180H146ZM152 179V178H151ZM57 179H55V181H56ZM64 180V179H63ZM68 180V179H67ZM140 180V179H139ZM138 180V181H139ZM148 180V179H147ZM146 180V181H147ZM153 180V179H152ZM182 180H183V178H182ZM185 180V179H184ZM183 180V181H184ZM191 180V179H190ZM195 180V179H194ZM214 180H215V178H214ZM50 181V180H49ZM142 181V180H141ZM149 181V180H148ZM154 181V180H153ZM199 181H201V180H199ZM203 181V180H202ZM209 181L210 180H208V182H207V184L209 183ZM69 182V181H68ZM70 182H71V180H70ZM140 182V181H139ZM144 182V181H143ZM160 182V181H159ZM162 182H165V181H162ZM177 182H178V180H177ZM181 182V181H180ZM185 182V181H184ZM187 182V181H186ZM55 183V182H54ZM59 183V185H60V182H58ZM85 183V182H84ZM147 183V182H146ZM150 183V182H149ZM155 183V182H154ZM153 183V184H154ZM157 183V182H156ZM166 183V182H165ZM174 183V182H173ZM195 183V182H194ZM201 183V182H200ZM205 183V182H204ZM203 183V184H204ZM211 183V182H210ZM214 183H216V182H214ZM37 184V185H36ZM69 184V183H68ZM89 184V183H88ZM144 184V183H143ZM148 184V183H147ZM146 184V185H147ZM160 185H161V183H159ZM158 184V185H159ZM168 184V183H167ZM172 184V183H171ZM187 185H188V183H186ZM191 184V183H190ZM207 184H206V186H203L202 187V185H200L202 188V190L200 189H195V190H197V192H193V191H190V190H188V188L186 189V192H184V190H183V193H185L186 194V197H188V198H190V199H192L193 197H195L196 195H197V197H198V194L199 193H202V192H209V188H207ZM211 184H213V182L211 183ZM210 184V185H211ZM71 185V184H70ZM138 185V184H137ZM141 185V184H140ZM169 185V184H168ZM193 185V184H192ZM196 186H197V183L195 184ZM205 185V184H204ZM219 185V184H218ZM218 185H216V184H214L213 186H218ZM141 186H145V185H141ZM151 186H153L152 185V182H151ZM150 185L149 186H145V187H142V188H138V190L136 191V192H138L139 194H152V192L153 191H155V189L153 190V188L151 187ZM176 186V185H175ZM221 186V185H220ZM39 189H38V188ZM63 187V186H62ZM86 187V186H85ZM171 187H173V186H171ZM180 187V186H179ZM61 188V187H60ZM178 188V187H177ZM180 188H182V187H180ZM198 188V187H197ZM228 188V187H227ZM67 189V188H66ZM173 189V188H172ZM182 189H184V188H182ZM211 189V188H210ZM216 189V188H215ZM215 189L213 188V190L215 191ZM218 189V188H217ZM220 189V188H219ZM62 190V189H61ZM160 190H161V188H160ZM159 190V191H160ZM164 190V189H163ZM168 190H171V188H169ZM180 190V189H179ZM133 190H131V192H132ZM156 191H158V190H156ZM165 191V190H164ZM175 191H177L176 189H175ZM211 191V190H210ZM214 191H213V193H214ZM70 192H71V190H70ZM131 192H130V194H131ZM166 192V191H165ZM179 192V191H178ZM212 192V191H211ZM250 192V191H249ZM41 193V192H40ZM87 193V192H86ZM89 193V192H88ZM180 193V192H179ZM213 193H212V195L211 196H213ZM233 193V192H232ZM51 194V193H50ZM64 194H65V191H64ZM64 194H62V195H64ZM67 194H68V191H67ZM70 194H72V192L70 193ZM128 194V193H127ZM158 194H160V192L158 193ZM167 194V193H166ZM165 194V195H166ZM171 194V193H170ZM172 194H174V193H172ZM181 194H182V192H181ZM209 194H211L210 192H209ZM229 194H230V192H229ZM250 194V193H249ZM55 195H57V193H55ZM90 195V194H89ZM88 195V196H89ZM135 195V194H134ZM154 195V194H153ZM155 195H157V194H155ZM164 195V194H163ZM169 195V194H168ZM167 195V196H168ZM200 195H204L203 193L202 194H200ZM206 195V194H205ZM204 195V196H205ZM242 195V194H241ZM244 195V194H243ZM254 194H252V196H253ZM138 196V195H137ZM174 196V195H173ZM172 196V197H173ZM226 196V195H225ZM229 196V195H228ZM245 196V195H244ZM243 196V197H244ZM258 196V195H257ZM46 197V196H45ZM60 197V196H59ZM68 197H70V196H68ZM140 197V196H139ZM151 197V196H150ZM161 197V196H160ZM165 197V196H164ZM178 197H179V194H178ZM200 197V196H199ZM206 197V196H205ZM208 197V196H207ZM242 197V196H241ZM247 197H251V194H250V196H247ZM259 197V196H258ZM71 198L73 199V197L71 196ZM90 198V197H89ZM166 198H168V197H166ZM165 198V199H166ZM181 198V197H180ZM233 198V197H232ZM245 198V197H244ZM260 198H262V197H260ZM20 199H23V201L21 200L20 201ZM64 199V198H63ZM63 199H62V201H63ZM133 200H134V198H132ZM151 199V198H150ZM161 199V198H160ZM172 199V198H171ZM178 199V198H177ZM176 199V200H177ZM182 199V198H181ZM198 199V198H197ZM196 199V200H197ZM200 199H202V197L200 198ZM236 199H239L238 197L236 198ZM248 199V198H247ZM251 199V198H250ZM264 199V198H263ZM51 200V199H50ZM67 200V199H66ZM71 200V199H70ZM74 200V199H73ZM85 200V199H84ZM141 200V199H140ZM211 200V199H210ZM209 200V201H210ZM214 200V199H213ZM228 200V199H227ZM65 201V200H64ZM68 201V200H67ZM66 201V202H67ZM117 201V202H116ZM138 201V200H137ZM147 201V200H146ZM150 201V200H149ZM152 201V200H151ZM160 201V200H159ZM175 201V200H174ZM187 201H189V200H187ZM193 201V200H192ZM195 201V200H194ZM198 201H199V199H198ZM206 202H207V200H205ZM208 201V202H209ZM212 201V200H211ZM210 201V202H211ZM236 201V200H235ZM239 201V200H238ZM247 201V200H246ZM248 201H250V200H248ZM251 201H253L252 199H251ZM254 201H255V199H254ZM261 200L259 199V202H260ZM50 202V201H49ZM70 202H73L72 200L70 201ZM82 202V201H81ZM121 202V201H120ZM136 202V201H135ZM134 202V203H135ZM142 202V201H141ZM140 202V203H141ZM154 202V201H153ZM179 202H181V201H179ZM213 202V201H212ZM219 202H221L220 200H219ZM230 202V201H229ZM233 202H234V200H233ZM44 203H46V202H44ZM65 203V202H64ZM67 203H69V201L67 202ZM87 203V202H86ZM85 203V205H88V204H86ZM128 203V202H127ZM143 203V202H142ZM154 203H156V202H154ZM161 203H163V201L161 202ZM165 203V202H164ZM163 203V204H164ZM171 203V202H170ZM184 203H188V202H184ZM196 203H199V202H196ZM203 203V202H202ZM234 203H240V202H234ZM233 203V204H234ZM255 203V202H254ZM257 203V202H256ZM4 204V203H3ZM47 204V203H46ZM51 204V203H50ZM53 204V203H52ZM51 204V206L53 207V205ZM59 204H61V201H60V203ZM70 204V203H69ZM132 204V206H133V203H131ZM138 204H139V202H138ZM145 204V203H144ZM144 204H142L143 206H144ZM153 204V203H152ZM166 204H167V202H166ZM180 204V203H179ZM194 204V203H193ZM204 204V203H203ZM206 204H208V203H206ZM205 204V205H206ZM223 204V203H222ZM221 204V205H222ZM226 204V203H225ZM243 204H245L244 202H243ZM262 204V203H261ZM130 205V204H129ZM148 205V203L145 205L146 207H148L149 208V206H147ZM169 205V204H168ZM181 205V204H180ZM190 205V204H189ZM194 205H196V204H194ZM201 205V204H200ZM210 206L212 205V204H209ZM214 205V204H213ZM212 205V206H213ZM217 205V204H216ZM229 205V204H228ZM232 205V204H231ZM237 205V204H236ZM48 206V205H47ZM62 206V205H61ZM71 206V205H70ZM79 206V205H78ZM124 206V205H123ZM135 206H137V203H135ZM139 206V205H138ZM182 206V205H181ZM183 206H184V208H183V210L182 211H178V209L176 210V214H175V218H176V220L178 219V218H180V219H186L188 222L190 221V220H193V219H196V220H198L199 222H200V218H198L199 217V214H198V211H201V209H198V211H195V210H187V211H184L185 210V205L183 204ZM187 206V205H186ZM197 206V205H196ZM208 206V205H207ZM215 206V205H214ZM217 206H219V203H218V205ZM223 206V205H222ZM238 206V205H237ZM8 207V206H7ZM58 207V206H57ZM66 207H69V205H67ZM87 207V206H86ZM176 207H177V205H176ZM201 207V206H200ZM205 207V206H204ZM224 207V206H223ZM60 208V207H59ZM62 208V207H61ZM72 208V207H71ZM75 208V207H74ZM143 208V207H142ZM145 208V207H144ZM151 208V207H150ZM161 208V207H160ZM159 208V209H160ZM165 206L163 207V210L165 211ZM188 208V207H187ZM191 208H193V209H196V208H194V207H192L191 206ZM215 208V207H214ZM228 208V207H227ZM53 209V208H52ZM70 209V208H69ZM68 209V210H69ZM73 209V208H72ZM72 209H71V211H72ZM125 209H127V208H125ZM162 209V208H161ZM175 209V208H174ZM181 209V208H180ZM217 209V208H216ZM233 209V208H232ZM54 210V209H53ZM61 210V209H60ZM65 210V209H64ZM67 209H66V211H68ZM137 210V209H136ZM141 210V209H140ZM147 210V209H146ZM151 210H153V208L151 209ZM155 210H156V208H155ZM168 210H169V207H168ZM168 210L166 211L167 213H168ZM221 210V209H220ZM14 211V210H13ZM66 211H64L65 213H66ZM75 211V210H74ZM92 211V213H90ZM132 211V209L129 211V212H131ZM163 211V212H164ZM214 211V210H213ZM69 212V211H68ZM146 212V211H145ZM148 212H149V210H148ZM152 212V211H151ZM151 212H149V213H151ZM157 212H159V210L157 209ZM203 212V211H202ZM218 212V211H217ZM227 212H229V213H227V214H231L230 213V211H224V214H226ZM232 212V211H231ZM260 212V211H259ZM62 213V212H61ZM74 213V212H73ZM152 213H154V212H152ZM175 213V212H174ZM254 213V212H253ZM261 213V212H260ZM14 214H16V211H15V213ZM19 214V213H18ZM18 214H16V216H19ZM21 214V213H20ZM67 214V213H66ZM72 214V213H71ZM70 214V216L72 217V215ZM131 214V213H130ZM159 214V213H158ZM170 214V213H169ZM209 214V213H208ZM208 214H206V215H208ZM212 214H217V213H215V212H212ZM222 214V213H221ZM61 215H63V213L61 214ZM65 215V214H64ZM127 215H129V214H127ZM165 215V214H164ZM171 215V214H170ZM206 215H204V216H206ZM210 215H211V213H210ZM210 215H208V216H210ZM158 216H160V215H158ZM167 216H169V215H167ZM201 216H202V214H201ZM227 216V215H226ZM252 216V215H251ZM20 218L22 217V216H19ZM64 217V216H63ZM106 217V216H105ZM109 217H107V218H109ZM163 217V216H162ZM166 217V215L163 217V219ZM170 217V216H169ZM216 217V216H215ZM229 217H231V215L229 216ZM254 217V216H253ZM252 217V218H253ZM16 218V217H15ZM62 218V217H61ZM81 218V217H80ZM91 218V217H90ZM103 218V217H102ZM107 218H105L106 220H107ZM174 218V219H175ZM206 218H207V216H206ZM206 218H205V220H206ZM212 218V217H211ZM220 218V217H219ZM249 218H250V216H249ZM17 220H18V218H16ZM15 219V220H16ZM23 219V218H22ZM21 219V220H22ZM58 219V218H57ZM62 219H64V218H62ZM68 219V218H67ZM67 219H66V221H67ZM72 219V218H71ZM82 219V218H81ZM112 219V220H111ZM171 219V218H170ZM208 220H209V217L207 218ZM231 219V218H230ZM20 220V219H19ZM26 220V219H25ZM59 220V219H58ZM61 220V219H60ZM69 220H70V218H69ZM68 220V221H69ZM84 220V219H83ZM89 220V219H88ZM107 220V221H108ZM169 220V219H168ZM167 220V221H168ZM185 220V221H186ZM204 220V222L206 223V221ZM207 220V221H208ZM235 220V219H234ZM246 221H247V219H245ZM23 221H24V219H23ZM27 221V220H26ZM26 221H25V223L23 222H21L22 224H25V226H26V228L25 229H27V224H26ZM87 221V220H86ZM94 221V220H93ZM96 221H97V219H96ZM96 221H94V222H96ZM106 221V222H107ZM108 221V222H109ZM165 221V220H164ZM179 221V220H178ZM181 221V220H180ZM179 221V222H180ZM202 221V220H201ZM243 221H244V219H243ZM62 222V221H61ZM63 222H65V220H63ZM170 222H171V220H170ZM169 222V223H170ZM195 222H197V221H195ZM213 222V221H212ZM224 222V221H223ZM245 222V221H244ZM71 223H72V221H71ZM81 223V222H80ZM168 222H167V224H169ZM204 223V225H206ZM210 223V222H209ZM209 223L207 224L208 225V227H209ZM235 223V222H234ZM237 224H238V221L236 222ZM255 223V222H254ZM16 224V223H15ZM68 224V223H67ZM70 224V223H69ZM96 224V223H95ZM110 224V223H109ZM173 224V223H172ZM203 224V223H202ZM242 223H240V225H241ZM264 224V223H263ZM64 225V224H63ZM66 225V224H65ZM64 225V226H65ZM72 225H74L73 223H72ZM83 225V224H82ZM107 225V224H106ZM145 226V225H149L150 226V228L152 229V230H150L149 232H144L143 230H142V226ZM170 225H171V223H170ZM184 225V224H183ZM239 225V226H240ZM245 226L246 224H242V226ZM260 225V224H259ZM24 226V225H23ZM59 226H60V223H59ZM69 226H71V225H68L67 227H69ZM79 226V225H78ZM77 226V227H78ZM85 226V225H84ZM87 226V225H86ZM98 226L100 227V225L98 224ZM103 226V225H102ZM109 226V225H108ZM175 226V225H174ZM173 226V227H174ZM190 226V225H189ZM211 226H213L212 224H211ZM235 226H237V225H235ZM247 226H248V224H247ZM253 226V225H252ZM251 226V227H252ZM255 226V225H254ZM253 226V227H254ZM76 227V226H75ZM80 227V226H79ZM78 227V228H79ZM171 227V226H170ZM176 227V226H175ZM174 227V228H175ZM192 227V226H191ZM231 227V226H230ZM246 227V226H245ZM250 227V228H251ZM21 228H23L22 227V225H21ZM60 228H61V226H60ZM63 228V227H62ZM61 228V229H62ZM72 228V227H71ZM96 228V227H95ZM98 228V227H97ZM111 228V227H110ZM179 228V227H178ZM185 228V227H184ZM221 228V227H220ZM32 229V228H31ZM69 229V228H68ZM67 228H66V230H68ZM76 229V228H75ZM109 229V228H108ZM112 229V228H111ZM170 229V228H169ZM181 229V228H180ZM205 229V228H204ZM209 229H211V228H209ZM223 229V228H222ZM260 229V226H259V228H258V230ZM70 230V229H69ZM68 230V231H69ZM84 230V229H83ZM106 230V229H105ZM110 230V229H109ZM112 230V231H113ZM149 230V229H148ZM171 230V229H170ZM175 230H177V229H175ZM257 230V231H258ZM24 231V230H23ZM72 231H73V229H72ZM72 231H70V233L72 232ZM78 231H79V229H78ZM77 231V232H78ZM112 231H111V233H112ZM145 231H147L146 230V228H145ZM212 231V230H211ZM219 231V230H218ZM222 231V230H221ZM223 231H224V229H223ZM227 231V230H226ZM229 231V230H228ZM26 232V231H25ZM29 232V231H28ZM64 232V231H63ZM67 232V231H66ZM75 232V231H74ZM73 232V233H74ZM81 232V231H80ZM174 232V231H173ZM32 233V232H31ZM34 233V232H33ZM68 233V232H67ZM76 233V232H75ZM83 233V232H82ZM177 233V232H176ZM180 233H181V231H180ZM211 233V232H210ZM212 233H213V231H212ZM250 233V232H249ZM255 233V232H254ZM259 233V232H258ZM25 234V233H24ZM66 234V233H65ZM65 234H63L64 236H65ZM107 234H109L108 233V231H107ZM219 234H221V235H223V233H219ZM243 234V233H242ZM75 235V234H74ZM74 235H72V236H74ZM77 235V234H76ZM75 235V236H76ZM79 235V234H78ZM83 235V234H82ZM227 235V234H226ZM229 235V234H228ZM227 235V236H228ZM234 235H236V234H234ZM252 235V234H251ZM254 235V234H253ZM257 235V234H256ZM259 235V234H258ZM257 235V236H258ZM29 236V235H28ZM68 236V235H67ZM66 236V237H67ZM85 236V235H84ZM171 236V235H170ZM169 236V238L172 240V239H174L175 237V234H174V236H172V237H170ZM211 236V235H210ZM212 236H213V234H212ZM217 236V235H216ZM233 236V235H232ZM30 237V236H29ZM63 237V236H62ZM70 237V236H69ZM80 237V240H79V238H77L78 239V242L79 241H81V236H79ZM174 237V238H173ZM223 237V236H222ZM234 237V236H233ZM247 237V236H246ZM105 238V237H104ZM108 238V237H107ZM107 238H105V241L107 240ZM169 238H168V240H169ZM178 238H180V237H178ZM219 238H220V236L217 238L216 237V239H218L219 240ZM238 238V237H237ZM251 238V237H250ZM29 239V238H28ZM63 239V238H62ZM73 239V238H72ZM75 239V238H74ZM73 239V240H74ZM94 239H96V238H94ZM180 239H183V238H180ZM184 239V240H185ZM210 239V238H209ZM228 239V238H227ZM225 240L226 242H227V244H228V240ZM233 239V238H232ZM236 239V238H235ZM241 239V238H240ZM261 239H262V237H261ZM38 240V239H37ZM66 240V239H65ZM71 240V239H70ZM84 240V239H83ZM112 240V239H111ZM175 240V239H174ZM214 240V239H213ZM250 240V239H249ZM29 241V240H28ZM39 241V240H38ZM68 241V240H67ZM74 241H77V240H74ZM182 241V240H181ZM208 241V240H207ZM224 241V240H223ZM258 241H260V240H258ZM61 242V244H62V241H59V243ZM98 242H99V240H98ZM101 242H102V240H101ZM180 242V241H179ZM209 242V241H208ZM213 242V241H212ZM221 243H222V241H220ZM253 242V241H252ZM27 243V242H26ZM40 243V242H39ZM67 243V242H66ZM68 243H70L71 244V241H69ZM77 243V242H76ZM83 243V242H82ZM97 243V242H96ZM103 243H107V241L106 242H103ZM171 243V244H172ZM215 242H213V244H214ZM217 243V242H216ZM215 243V244H216ZM244 243V242H243ZM72 244H73V242H72ZM71 244V245H72ZM81 244V243H80ZM86 244V243H85ZM214 244V245H215ZM224 244V243H223ZM222 244V245H223ZM240 244V243H239ZM258 244V243H257ZM260 244V243H259ZM78 245V244H77ZM97 245V244H96ZM102 245V244H101ZM100 245V246H101ZM217 246H218V243L216 244ZM215 245V246H216ZM229 245V244H228ZM238 245V244H237ZM236 245V246H237ZM241 245V244H240ZM244 245V244H243ZM253 245V244H252ZM251 245V246H252ZM66 246H68V245H66ZM73 247H74V245H72ZM81 246V245H80ZM211 246V245H210ZM259 246V245H258ZM264 246V245H263ZM61 247V246H60ZM65 247V246H64ZM73 247H72V250H74L73 249ZM96 247V246H95ZM94 247V248H95ZM229 247V246H228ZM238 247H239V245H238ZM243 247V246H242ZM257 247V246H256ZM66 248H69V247H66ZM77 248V247H76ZM230 248H231V246H230ZM230 248H226L225 249V251H227V253L228 254H232L231 253V249ZM83 249V248H82ZM221 249H222V247H221ZM220 249V250H221ZM232 249H234V248H232ZM239 249V248H238ZM241 249V248H240ZM239 249V250H240ZM259 249H260V247H259ZM64 250V249H63ZM96 250V249H95ZM94 250V251H95ZM231 250V251H230ZM252 250H254V249H252ZM256 250V249H255ZM62 251V250H61ZM68 251H69V249H68ZM209 251H211V250H209ZM224 251V250H223ZM240 251H242V249L240 250ZM247 251V250H246ZM257 251V250H256ZM262 251V250H261ZM99 252H100V250H99ZM177 252V251H176ZM213 252V251H212ZM216 252V251H215ZM218 252H219V250H218ZM239 252V251H238ZM251 252V251H250ZM44 253V254H43ZM220 253V252H219ZM235 253V254H234ZM253 253V252H252ZM80 254H81V252H80ZM97 254H99V253H97ZM208 255V256H204V255ZM221 254H222V252H221ZM244 254V253H243ZM262 254V253H261ZM225 255V254H224ZM241 255V256H240ZM262 255H264V254H262ZM74 256H75V253H74ZM80 256H78V257H76L77 258V260H80V259H78ZM98 257V256H97ZM98 257V258H99ZM182 257H184V258H182ZM256 257H258V255L256 256ZM74 258V257H73ZM97 258V259H98ZM101 258V259H102ZM100 259V260H101ZM25 260V259H24ZM76 260V261H77ZM103 261V260H102ZM69 263V262H68ZM77 263V262H76ZM67 264V263H66ZM70 264V263H69Z\"/></svg>", "mask_w": 264, "mask_h": 264}]
</instances>
